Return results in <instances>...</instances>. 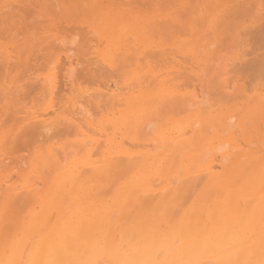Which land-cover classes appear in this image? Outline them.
Returning <instances> with one entry per match:
<instances>
[{"label":"bare ground","instance_id":"obj_1","mask_svg":"<svg viewBox=\"0 0 264 264\" xmlns=\"http://www.w3.org/2000/svg\"><path fill=\"white\" fill-rule=\"evenodd\" d=\"M7 1V0H6ZM12 1V0H11ZM30 1V0H29ZM35 4H38L36 6L33 5V7L35 8H31V12H33L35 16V18H30L31 16L30 13L28 12V10L30 9L29 7L27 6H30L32 5V3H30V5H27V3H22L23 6H19V1H17V7H15L14 9V12H11L13 10V6L15 5L12 4L9 6V4H6L5 6L6 7H11L10 10L5 13L4 15L2 13L4 12H1L2 8L0 9V131L3 129V126L4 124L7 122L8 119H5L3 117H5V115H7V117L9 116V121H15L17 124H21L25 121H29L28 124L26 125L27 126V129H28V133L29 136H31L34 140V144L32 145V147H30L28 149V155L26 154H23L22 152H26V151H23V147H22V154L23 156H19V159L17 162H15V160L12 158L14 157V155L12 157H9L11 158L13 161H11L10 159V162L12 164H8L9 160L7 161V163H5L6 161L4 160L1 161L6 167H4L5 169L1 171L0 173V180L1 181H4L3 183V187L2 185H0V189L2 188L3 191L2 193L0 194V206L1 204H7L9 203L10 199H16L17 198V201L20 203V202H23V201H27V204L30 206V210H29V216H31L30 220L27 221V224H30L28 227H26L25 225V222L23 223L22 225V230L20 231V234L24 233L25 231H28V234H25L24 236H22V238L18 239V238H15L13 239V243L10 244L9 248H8V252H7V249H5V251H3L2 248H0V264H56V259H57V255L58 254V251L60 250V253H61V256L63 258H65V260L67 259V261L70 262V264H135V260L137 258H140L143 262L144 261H147V262H151V263H155L156 260L154 261V259H156L154 256V254L158 251V250H161L162 253L164 252L166 255L168 254V251H169V254L172 255V249L173 247L171 246V244H168V241H165L166 239H164V241H159L158 238L159 236H157L156 234V229L161 225V222H160V225L158 226L156 223L154 224V222L152 221H149L150 219H153V217H155L153 214L154 212H151L150 213H147V215H140L138 217H136L135 215V219H133L131 221V223L125 227L124 229H120L118 232L119 236L121 237H128L130 238L129 240V243H131V240L132 238L130 237V235H135L138 239V241H135L137 243H135V245H137L139 242L141 243H144L145 246L143 248V251L142 253H136L134 257H130L129 253L123 249V245L127 242H125L123 245L121 242H117L115 240V238H118L116 236L115 233H117L115 231V226L114 228L115 229H112L111 226H107V230H103V226H105V220L102 219V225L99 226L98 230H96V232L93 230V229H86V231H83L81 233H77V228L79 227L78 223L76 222V217L78 214H80V218H79V221L81 220L82 222L86 223L88 220H89V217L87 216V212L90 211L88 210V201H89V189H90V186L93 187L94 185H96L97 187H103L102 185L100 186L98 183L95 184V183H91L92 179H94L95 177H100L103 179V177H105L106 174L108 173H111L113 171H120V175L121 176V172L123 171V169L125 168H133V167H136L135 164L137 165L138 164V161L139 160H143L144 158L145 159H148L150 158L152 155H155V154H152L153 151H155L156 149H159L160 147L157 146V145H153L154 143H149L148 145L150 146L149 149L147 148L148 145L145 143V142H142L141 140H134V139H130L127 135V137H125V140L128 141H121L122 143H117L119 144L118 146L114 143L113 145H115V148L113 149H109L107 148L108 144H110L112 142V138L111 136H108V129H110L109 126H107L110 122H114L113 124L116 125L118 123H116L117 121H115L116 117H115V110L123 105L124 103H133L134 106L133 107H136L137 105L133 102V100H136L138 98V96L140 95H143L145 92L146 93H149L147 90L149 89V87H147V85H144V87L146 86L148 89L144 90L143 88V84L144 83H154L157 81V89H159L162 93L161 94H168L167 96H172L170 98H167L165 97V99H170L171 98H175L177 96L176 94V91L174 90L173 87H170L169 85V81L171 79H173V77L175 78L177 75V70L176 72L173 71H168V70H164V72L162 71L161 73H159V75H153L154 74V70L151 69V65H147L146 67H142L141 66V62L138 64L136 60H134L133 62L134 63H129L127 62V60L132 56L130 54H126L128 55V59H123V63L119 64V68H117V65L116 66V69H115V66L112 68L113 71L112 72H118L120 71V75L123 73V72H126L128 71L129 74H135V76H133L134 78L132 80L135 79V83L134 82H129V84L132 86L133 84L131 83H134V85L132 87H130L129 85L125 88V92H123V89H121L122 87H125V84H126V80L125 78H123L126 82L125 84H123L124 86H120V85H117V83H109V82H104L102 84V87H100L98 84L100 83L99 80L97 83L98 85V88L95 90V91H89V88L90 87H87V84L83 87H79V83H76V81H80V80H77L75 79V77H77V74L75 76V72L78 73L77 71V68L80 67V69L83 71L82 68H84V66H82V62H79L78 61V57H77V61L73 58H71V56L73 55V49L70 48V47H65V44L67 43L66 40H64V38L62 37L64 35H60V36H57L56 34L61 31H58L56 32L58 29V26H59V29L58 30H62V31H68V32H71L70 30H72L74 33L71 38V40L69 41V45L73 44L74 42H76V38L77 36L79 37V40H78V46H80L79 48L81 49H84L86 48L85 50H87V43L91 40V37L93 38V35L95 34H99L100 32H102L103 30H105V27L107 26H110L112 24L116 25L117 28L118 27H123L126 23L125 21L123 20V17L125 15L126 16V19L128 20L130 17L132 18V20L134 21V25H137L138 27L135 29L138 34H140L142 37L144 36V34H146V36H151L153 37V34H155L157 31H152L154 29V27L156 26V30L157 29H160V34H167V32H171L173 35H171V33H169V35H171V40H174L175 39V36L177 33H181V34H184V32L186 33L187 35V30L186 29V25L189 26L191 23L194 24V20L195 22L198 20V18L196 19L195 18V13L198 12L197 9H195L196 11L192 10L193 12H191L189 9L191 7V4H188L190 3L191 1H188V0H145L147 1V4L146 2L144 1L142 4H138L136 5L135 3V7L133 9H131L130 7H128L129 2L126 6V3H121L120 0H83L84 2H80V4L84 3L86 5H88L89 10H85V11H89V13H91L93 16H90V17H93V19H91V22H87V18H83L82 16L79 15V12L81 11H78L79 9H77V11L75 12V15L73 14V17H74V21L72 22H66V21H57L59 18L58 16H60L59 13H64L67 9H75L77 7L76 4H74V0H48L49 3H47V0H46V3H42L41 0H32ZM82 1V0H81ZM138 1V0H136ZM141 1V0H140ZM213 6L210 7V10L214 13H217L219 12V9L217 10V8H221L224 6L223 3H220L219 1L220 0H209ZM245 0H242L241 2L243 3ZM247 2H245V7H247V11H249L248 13H250L251 15V12H250V9H252V7L250 6H247L246 4H249V1L250 0H247ZM2 2V1H0ZM9 2V1H7ZM6 2V3H7ZM176 2V3H175ZM181 2V3H180ZM188 2V3H187ZM5 3V2H4ZM77 3V2H76ZM180 3V4H179ZM253 4L252 1H250V4ZM26 4V5H25ZM83 4V5H84ZM179 4V5H178ZM237 4V3H236ZM240 4V3H239ZM82 5V6H83ZM124 5V6H123ZM255 4H253V7H254ZM264 5V4H263ZM1 6V5H0ZM85 6V5H84ZM83 6V8H84ZM174 6H177L178 9L174 8L173 12H172V8ZM187 6H189L187 8ZM197 6V5H196ZM238 6V4H237ZM124 7V8H123ZM236 7V5H235ZM242 7V6H241ZM240 6H238L237 9H235V11L232 10V8L228 9L224 14L221 13L222 17L220 18V21H228L230 20L231 23L229 22V25H230V28H232V31L234 32V36L236 37V39H239L241 40L239 37L242 35H240V32H243L244 30V24L242 25L241 24V19H243L242 17H244L245 14H248L247 11H244V9H242ZM250 7V8H248ZM16 8L18 10H16ZM52 9L53 11L51 12H47V10L49 9ZM8 9V8H7ZM6 9V10H7ZM85 9V8H84ZM170 9L169 12H167L168 10ZM242 9V11H241ZM189 10V11H188ZM253 10H256V9H252ZM264 10V8H263ZM30 11V10H29ZM262 11V10H261ZM17 12V13H16ZM21 12V13H20ZM25 12H28L29 15H24ZM83 12V11H82ZM208 12V11H207ZM210 12V11H209ZM208 12V13H209ZM256 12V11H254ZM253 12V13H254ZM263 12V11H262ZM261 12V13H262ZM78 13V14H77ZM252 13V14H253ZM258 13V12H257ZM256 13V14H257ZM2 14V16H1ZM20 14L22 15V17L20 15H17ZM27 14V13H26ZM193 14L195 15L194 18H193ZM197 14V13H196ZM256 14H254L253 16H255ZM260 14V13H259ZM96 15V16H95ZM104 16V18H101L100 17ZM198 15V14H197ZM201 15V14H199ZM262 15V14H261ZM16 16V17H15ZM82 17L86 23H89V24H86L87 26L83 27V26H76L74 24H76L77 22H79V18ZM259 16V15H258ZM258 16H255V17H258ZM263 16V15H262ZM17 17H19L18 19H16ZM27 17H29L28 19L32 20L33 23L35 24L36 27H34V25H31V24H27L28 22H26V19ZM233 17V18H232ZM246 19L248 16H246ZM252 17V16H251ZM260 17V16H259ZM16 19V20H15ZM27 19V21H29ZM259 19V18H258ZM261 19H264L263 17ZM30 20V21H31ZM35 20V21H34ZM254 21V19H253ZM256 21V20H255ZM260 21V20H259ZM258 21V22H259ZM36 22L39 23V24H43L44 22H55L54 25H56V29L53 27L52 29L50 28H47L49 26H46L45 23L43 26H46V28H41L40 27L38 28L37 25H36ZM64 22H66V25L64 24ZM257 22V23H258ZM30 23V22H29ZM74 23V24H73ZM80 23H82V21H80ZM183 23V24H182ZM225 23V22H224ZM10 24V25H8ZM73 24V25H72ZM84 24V23H83ZM223 24V22H222ZM8 25V26H6ZM52 25V26H54ZM128 26L130 25H133V23H127ZM126 25V27H127ZM224 25V24H223ZM242 25V26H241ZM6 26V27H5ZM197 24L195 23V28H196ZM249 26V27H248ZM248 26H245V28H250V25ZM136 27V26H134ZM150 29V32L147 34L146 32L143 31V29L145 28H148ZM198 27V26H197ZM200 27V26H199ZM235 27V28H234ZM62 28V29H60ZM125 28V27H124ZM133 28V26H132ZM229 28V26H228ZM246 29L243 33L244 36H242V40L244 39L245 41V49H247V52L246 54L251 57L250 55H254L253 57H251L252 59H248L243 61L245 62L244 65L242 66L241 68V63H240V68L242 69L243 72L247 71L249 72V77H255L254 81L255 83L259 82L258 84L260 85L262 82V84L264 85V79L258 81L259 79V75L261 76L262 73H264V52H262L260 49L261 47L264 49V22L260 23L259 25H253L251 28L252 30H254V32L256 33V36L254 35V32H253V35L252 36H255V38H253L255 41L253 42V39L252 41L250 40V36L248 34L249 32V29ZM250 28V30H251ZM55 29V32L56 33H53L55 34V36H52L51 38V35L50 34L51 32L50 31H54ZM64 29V30H63ZM225 29V28H223ZM129 30V29H128ZM187 30V31H186ZM227 30V29H225ZM241 30V31H240ZM127 31V30H126ZM131 32V30H129ZM162 31H165V32H162ZM201 31V30H200ZM49 32V33H48ZM67 32V33H68ZM134 32V33H135ZM224 32V31H223ZM133 33V32H131ZM151 33V34H150ZM50 34V35H48ZM66 34V32H65ZM118 36L115 37V40L116 42H122L124 41L123 38H126L127 37V34L124 33V32H119L117 33ZM136 34V33H135ZM159 34V35H160ZM205 34V33H204ZM226 34V33H225ZM251 34V32H250ZM185 35V34H184ZM248 35V36H247ZM166 36V35H165ZM180 36V35H179ZM246 36V37H245ZM101 37V36H100ZM103 37V36H102ZM137 37V36H136ZM135 37V38H136ZM151 37V38H152ZM159 36L157 35V38ZM33 38H37V40H32ZM128 38V37H127ZM134 38V37H133ZM132 38V39H133ZM139 39V37H137ZM155 38L154 40H156L157 38L156 37H153ZM163 38V43L167 42L166 39L164 37H161ZM50 39V41L48 42V40ZM78 39V38H77ZM97 39V38H96ZM235 39V38H234ZM235 39V40H236ZM100 40V38H99ZM232 41L233 43L235 42ZM238 40V41H239ZM92 41V40H91ZM165 41V42H164ZM243 41V42H244ZM97 42H98V39H97ZM47 43V44H46ZM77 43V42H76ZM163 43H161L163 45ZM231 43V41H230ZM240 45L241 42H238ZM251 43V46H249V44ZM68 44V43H67ZM121 44V43H119ZM236 44V43H235ZM75 45V44H74ZM91 45V44H90ZM77 46V44H76ZM75 46V47H76ZM243 46V45H242ZM55 47H57V49H59V51H63L64 52V57L62 59V57H60L58 53V51L56 52V56L54 57V59L52 60L53 63H49L50 67H49V70L47 71V75H43L44 77H37L35 76V71H33V68L34 66H30V64L34 63L36 64V58L38 59L39 57H37L41 52L44 54H42L43 56L45 57H50L52 56V50L56 49ZM72 47V46H71ZM97 47V46H96ZM237 47V46H236ZM235 47V48H236ZM136 48V47H134ZM76 49V48H75ZM137 49V48H136ZM135 49V50H136ZM262 49V50H263ZM78 50V47L76 49V51ZM84 50V51H85ZM150 50V49H149ZM160 50V49H159ZM162 50V48H161ZM160 50V51H161ZM164 50V51H163ZM162 51L165 53V49H163ZM60 51V52H61ZM75 51V50H74ZM84 51H81L82 53H84ZM127 52L129 50H126ZM133 51V50H132ZM153 51V50H152ZM156 51V50H155ZM156 51L157 53H161L163 54V52L161 51ZM228 51V50H227ZM259 53V51L261 52L259 55H257V52ZM51 52V54H50ZM55 52V50L53 51ZM59 52V53H60ZM78 52V51H77ZM125 50L123 49L121 54L124 53ZM131 52V50H130ZM147 52V51H146ZM167 52V51H166ZM249 52V53H248ZM70 53L72 55H70ZM81 53V54H82ZM153 53V52H151ZM156 53V54H157ZM168 53V52H167ZM171 53V52H169ZM245 52L242 53H239L240 55L241 54H244ZM79 54V53H78ZM157 54V55H159ZM166 54V53H165ZM174 54V52H173ZM222 54V53H221ZM224 54V53H223ZM226 54V53H225ZM224 54V55H225ZM245 54V55H246ZM256 54V55H255ZM84 55V54H83ZM123 55V54H122ZM121 55V56H122ZM149 55V53L147 54ZM146 55V56H147ZM171 55V54H170ZM42 56V57H43ZM75 56V55H73ZM72 56V57H73ZM81 56V55H80ZM85 56V55H84ZM124 56V55H123ZM122 56V57H123ZM130 56V57H129ZM133 56H136L135 53ZM145 56V55H143ZM151 56V54L149 55ZM189 56V55H188ZM193 56V55H192ZM222 56V55H221ZM42 57H40L42 59ZM44 57V58H45ZM53 57V56H52ZM88 57V56H87ZM169 57V56H168ZM238 57L240 58V56L238 55ZM248 57V58H249ZM114 58V56H113ZM117 58H120V57H117ZM123 58H127V57H123ZM131 58L129 60H131ZM139 58V57H138ZM145 58V57H144ZM150 58V57H149ZM148 58V59H149ZM154 59V56L152 57ZM160 58V57H159ZM159 58H156L155 56V59H159ZM238 58V60H239ZM86 59V57H85ZM115 59V58H114ZM134 59V58H133ZM132 59V60H133ZM147 59V60H148ZM151 59V58H150ZM162 59H163V56H162ZM216 59V58H215ZM50 60V59H49ZM97 60V59H96ZM108 60V59H107ZM112 60V59H111ZM122 60V58H121ZM131 60V61H132ZM140 60V58H139ZM223 60H224V57H223ZM222 60V61H223ZM46 61V60H45ZM117 61V60H116ZM114 61V62H116ZM169 61V60H168ZM184 61V60H183ZM215 61V60H214ZM232 63H234L233 61L234 60H231ZM239 61H242V60H239ZM36 62V63H35ZM122 62V61H121ZM145 62V61H144ZM151 62V61H150ZM159 62V61H158ZM161 62V61H160ZM166 62V61H165ZM171 62V61H170ZM178 62V61H177ZM186 62V61H185ZM236 62V61H235ZM47 63V62H46ZM85 63V62H84ZM105 63V62H104ZM109 63V62H108ZM147 63V62H146ZM154 63V62H153ZM157 63V61H155V64ZM163 62H161L162 64ZM210 63V62H209ZM208 63V64H209ZM238 63V62H237ZM87 64V63H86ZM93 64V63H92ZM145 65V63H142V65ZM160 64V63H159ZM168 64V62H167ZM174 64V63H173ZM179 64V65H178ZM177 66L180 68V63L178 62ZM219 64V62H218ZM107 65V64H106ZM163 65V64H162ZM165 65V64H164ZM176 65V64H175ZM185 65H187L185 63ZM220 65V64H219ZM224 65V64H223ZM238 64H236L235 66L233 64H230L227 63V66H229L227 69L223 68V66L221 67V69L223 70V75H226V74H229V72H233L234 70H236V67H237ZM101 66V65H100ZM113 66V63L112 64H109V67L111 68ZM141 66V68H139ZM166 66V65H165ZM176 66V67H177ZM188 66V69H192V65L191 68H189V64L187 65ZM217 66V65H216ZM231 66V67H230ZM232 66H233V70H232ZM131 67H134L133 69ZM155 67V66H154ZM153 67V68H154ZM183 67V65H182ZM214 67H215V64H214ZM37 68V67H36ZM43 68V67H42ZM91 68V67H90ZM89 68V69H90ZM100 68V67H99ZM105 68V67H104ZM209 68V67H208ZM213 68V67H212ZM239 68V67H238ZM237 68V69H238ZM79 69V68H78ZM102 69V68H101ZM156 69V68H155ZM184 69V68H183ZM211 69V67H210ZM215 69V68H214ZM241 69H238V70H241ZM244 69V70H243ZM246 69V70H245ZM30 73H28L29 71H31ZM35 70V69H34ZM85 70V69H84ZM106 70V69H105ZM157 70V69H156ZM179 70V69H178ZM194 70V69H193ZM203 70V69H202ZM232 70V71H230ZM237 70V71H238ZM38 71V70H37ZM96 71V70H95ZM99 71V70H98ZM184 71V70H182ZM217 71V70H216ZM220 72V70H218ZM236 71V72H237ZM171 72V75L173 74V76H171L172 78L169 79V73ZM180 72V71H179ZM185 72V71H184ZM184 72H180V73H184ZM201 72V71H200ZM214 72V71H213ZM41 73V72H39ZM108 73L110 74V72L108 71ZM176 73V74H175ZM179 73V75H180ZM209 73V72H208ZM216 73V72H215ZM218 73V72H217ZM222 73V71L220 72ZM234 73V72H233ZM240 73V72H239ZM246 73V72H245ZM82 74V73H81ZM89 74V73H88ZM87 74V75H88ZM96 74V73H95ZM187 74V72L185 73ZM210 74V73H209ZM243 74V73H242ZM247 74V73H246ZM42 75V74H41ZM86 75V74H85ZM104 75V73H103ZM112 75V74H111ZM125 75V74H124ZM128 75V74H126ZM168 75V76H167ZM248 75V74H247ZM131 76V75H130ZM129 76V77H130ZM154 76V77H153ZM189 76V75H188ZM219 76V75H217ZM234 76V75H233ZM232 74H231V77H225L224 78V82H225V86L224 88L228 87V88H233L232 90H234V87L231 86L230 87V84L233 85V77ZM242 76V75H241ZM86 77V76H85ZM96 77V76H95ZM102 77V76H101ZM119 77V75H118ZM117 77V78H118ZM153 77V79L150 80V78ZM183 77V76H182ZM220 77V76H219ZM219 77L217 79H219ZM261 77H264L263 74ZM260 77V78H261ZM79 79H81V75L80 77H77ZM113 78V77H112ZM223 77H221L222 79ZM257 78V79H256ZM28 79V80H27ZM109 79V78H108ZM192 79H194L192 77ZM214 79V78H213ZM218 80L221 82L220 85H224V82L223 79L222 81ZM22 80H27L28 83H26L25 85L21 83ZM110 80V79H109ZM122 80V79H121ZM131 80V78H130ZM189 80V79H188ZM187 80V81H188ZM215 80V79H214ZM86 81V80H84ZM83 81V82H84ZM206 81V80H205ZM212 79L210 81H208V84L209 82H211ZM216 81V80H215ZM262 81V82H261ZM87 82V81H86ZM96 82V81H95ZM214 82V81H213ZM215 83L218 85L219 82H214V85ZM253 83V82H252ZM256 83V84H257ZM76 84V85H75ZM94 84V83H93ZM180 84V83H179ZM183 85V83H181ZM189 84V83H188ZM213 84V83H212ZM260 86L257 87L258 90L261 91H264V86ZM151 85V84H149ZM156 85V84H155ZM195 85V84H194ZM201 85V84H200ZM211 85V84H209ZM217 85H215L216 87L214 88H217L216 90L218 91V87ZM219 85V86H220ZM222 85V87H223ZM240 85V84H238ZM24 86H27L25 87V89H27L26 91H22L24 90ZM66 86H69V93L65 92V88ZM76 86V87H75ZM94 86V85H93ZM154 84L151 86L153 87ZM199 86V85H198ZM71 87H73L72 89H70ZM75 87V88H74ZM121 87V88H120ZM145 87V88H146ZM156 87V86H155ZM213 87V86H212ZM239 87V86H238ZM249 87V85H248ZM93 88V87H92ZM135 88V89H133ZM188 88V86H187ZM196 88V87H195ZM204 88V86H203ZM207 88V87H206ZM211 88V87H210ZM209 88V90H210ZM213 88V90H214ZM240 88L243 89L244 92H248L246 87L244 86V83L243 85L240 86ZM256 88V89H257ZM153 89L155 88H152L151 90L154 91ZM155 89V90H157ZM177 89V88H176ZM181 89V88H180ZM205 89V88H204ZM221 90H223L222 88H219ZM208 90V89H207ZM212 90V91H213ZM226 90V89H224ZM231 90V92H233ZM253 90V89H252ZM251 90V91H252ZM256 90V91H258ZM159 91V92H160ZM211 91V92H212ZM215 91V90H214ZM216 91V93H217ZM229 91V89H228ZM250 91V90H249ZM34 92L35 94L37 93V95L40 96V98H43L45 101L46 104L43 103L42 101V108L40 106H36V108L33 109L30 108L28 110H26L25 108V105H20L21 101L19 102V99L21 98H24L25 96H28V93H32ZM39 92V93H38ZM71 92H75V94L73 96H71L70 94H73ZM158 92V94H159ZM209 92V93H211ZM224 92V91H223ZM227 92V90H226ZM171 93V95H169ZM207 93V94H209ZM213 93V92H212ZM219 93L221 94L222 92H220L219 90ZM229 93V92H228ZM237 93H241L240 89H239V92ZM256 92H254L253 96H257L259 98V93L255 94ZM34 94V95H35ZM68 96H66V95ZM153 94V93H152ZM160 94V95H161ZM173 94L175 95V97L173 96ZM182 94H185V91L184 93L182 92ZM202 94H204L202 91H193L190 96H189V93H188V97H186L187 95L185 94L184 95H181V93H178V98H184L187 99V102L186 105L187 107H189L190 110H196L197 108L200 107V111H201V104L203 103V105L205 106L204 104V100L205 98H203L202 100L200 99V97H204ZM225 95H227V93H224ZM230 94V93H229ZM232 94V93H231ZM230 94V95H231ZM252 95V93H250ZM155 94H153L152 96H154ZM159 95V96H160ZM214 95V94H213ZM219 95V94H218ZM218 95H216L217 97H219ZM223 95V93H222ZM235 95V94H233ZM241 95V94H240ZM248 95V94H247ZM31 96V94L29 95ZM36 96V95H35ZM38 96V97H39ZM67 98H66V97ZM163 96L162 98H164V95H161ZM160 96V97H161ZM210 96V95H209ZM237 96V95H236ZM32 97V96H31ZM206 97V96H205ZM214 97V96H212ZM240 97V96H239ZM247 97V96H246ZM249 97V95H248ZM34 97H32V100H33ZM146 98V97H145ZM177 98V97H176ZM177 98V100H178ZM182 98V99H183ZM226 98V97H224ZM234 98V97H233ZM245 98V96H244ZM253 98V97H252ZM252 98H250L252 100ZM256 98V100L258 99ZM38 99V98H37ZM154 99V98H153ZM166 99L167 103H168V100ZM189 99V100H188ZM208 98H206L207 100ZM210 99V98H209ZM247 99V98H246ZM254 99V98H253ZM263 99L264 101V97L261 98V100ZM22 100V99H21ZM142 100L145 101L144 99H141V103H142ZM150 100V99H148ZM164 100V99H163ZM181 100V99H180ZM216 100V99H214ZM152 101V98L151 100ZM176 101V100H175ZM212 101H213V98H212ZM217 101V100H216ZM221 101V100H220ZM219 101V102H220ZM234 101V100H233ZM262 101V102H263ZM25 102V101H24ZM34 102V101H33ZM121 102H123V104H121ZM147 102V100H146ZM177 102V101H176ZM176 102L174 105H176ZM179 102H182V103H185L184 101H179ZM209 102H211L209 100ZM225 102V101H223ZM258 102H259V99H258ZM95 105V108H101L100 105L102 106H107L105 107L106 109L107 108H110L109 111L105 110V111H101L100 112H97V114L99 115L97 118H96V121L93 122L92 120V116H90L91 114L89 113L90 110L88 108H86V104H92ZM103 103V104H102ZM140 103V102H139ZM140 103V104H141ZM148 103V102H147ZM163 103V102H162ZM172 103V102H171ZM206 103V102H205ZM213 103V102H212ZM217 103V102H216ZM232 103V102H231ZM261 103V102H260ZM259 103V104H260ZM164 104V103H163ZM181 104V103H180ZM210 105H213L211 103H209ZM34 105V104H33ZM169 106L171 104H168ZM173 105V104H172ZM185 105V104H184ZM208 105V104H207ZM45 106V107H44ZM90 106V105H89ZM92 106V105H91ZM110 106V107H109ZM124 106V105H123ZM131 106V105H130ZM129 106V108H130ZM180 106V105H179ZM183 106V105H182ZM185 106V107H186ZM44 107V108H43ZM88 107V106H87ZM93 107V106H92ZM171 107V106H170ZM175 107V106H174ZM184 107V108H185ZM91 108V107H90ZM168 108V107H167ZM205 108V107H204ZM207 108V107H206ZM26 111H25V110ZM131 109V108H130ZM166 109V108H165ZM170 109V108H169ZM175 109V108H174ZM173 109V111H174ZM19 110H23L24 113L22 115H20V117H16L14 118L13 117V111L14 113H19L20 111ZM94 110V109H93ZM172 110V109H171ZM179 110V109H178ZM92 111V110H91ZM102 112V113H101ZM180 112V111H179ZM202 112H203V109H202ZM205 112V110H204ZM120 113V112H119ZM118 113V114H119ZM164 113V112H163ZM173 113V112H172ZM20 114V113H19ZM16 115V114H15ZM173 115V114H172ZM257 115V114H256ZM97 116V115H96ZM234 118V117H233ZM20 119H22L20 121ZM230 120L232 119V117L229 118ZM107 121H110L109 123H106V124H103L104 122H107ZM215 122V120H214ZM218 122V121H216ZM224 122V121H223ZM228 123L230 121H227ZM13 123V122H12ZM153 123V122H152ZM151 122L145 124L146 127H149L152 125ZM225 123V122H224ZM227 123V124H228ZM231 123V122H230ZM197 124V123H196ZM194 124V125H196ZM216 124V123H215ZM226 124V123H225ZM226 124V125H227ZM119 125V124H118ZM225 125V126H226ZM230 126V125H229ZM228 128L226 130H229L231 128ZM234 126V124H233ZM233 126H230L233 128ZM133 127V126H132ZM183 128V127H182ZM113 129V128H112ZM146 129V128H145ZM148 129V128H147ZM224 129V128H223ZM130 130H132V128L130 127ZM221 130V129H220ZM111 131V130H110ZM115 131V130H114ZM188 131L185 129L183 131V134L182 135H186ZM110 133V132H109ZM237 134V133H236ZM22 135V134H21ZM111 135V134H109ZM115 135V134H114ZM117 135V133H116ZM120 135V134H119ZM181 135V136H182ZM235 136V135H234ZM21 137V136H20ZM116 137V136H114ZM168 137V136H167ZM233 137V134L232 132L228 134L227 138H226V143L224 142L223 144H217L216 146L214 145L213 148L210 149V154H208L207 150H206V154L208 155V157H210V161L206 163V166L204 168H201V169H204L206 173L203 174V176H197V175H201L200 173L199 174H196L195 175V179H194V176L191 174V172L193 171H188V174L190 173L193 177L189 178L186 177L183 179V177H181L180 179H175L173 178V181H170L172 180L171 178L167 179L166 180V183H163L164 185H168L166 188H164L162 191L160 192H154L155 187H159L158 184L157 185H152V183H155L156 184V181L158 180H154L156 178L151 177L154 181H150L151 178L149 179L151 183V185H144L141 189V192L140 194L142 195H139L138 198L136 199V201L139 203L140 207L142 209H145V210H150L152 209V207H158L160 206V203L159 202H166V200L170 199L172 196L175 195V192L174 190H171V185L174 184V182H178L181 183L183 185L186 184V185H190L191 189L193 187L195 188H198V187H201L202 188L204 187V185L206 184H211V182H214V179L216 177H214V171L217 170L218 168L222 167L223 166V161L227 160L226 156H227V153H223L222 151L225 149L226 145H230V151H229V155L230 156H238L240 154V152L243 150V146H239V143L234 144L236 143L238 140V138L236 137V140H235V137ZM55 138H61L62 141L64 140V146L65 147H62L64 149H67L66 147H71L72 150H67L66 152L63 151L62 149L59 151V147L55 146V144H58V143H55L54 141H56ZM121 138V137H120ZM23 139V138H22ZM122 139V138H121ZM182 139V138H181ZM24 140V139H23ZM22 140V141H23ZM118 140V139H117ZM120 141V140H119ZM235 141V142H234ZM29 142V141H28ZM57 142V141H56ZM155 142V141H154ZM229 142V143H227ZM255 142V141H254ZM148 143V142H147ZM251 143V142H250ZM23 144V142H22ZM28 144V143H27ZM63 144V143H62ZM233 144V145H232ZM252 144V143H251ZM257 144V142L255 143ZM25 146V145H24ZM63 146V145H61ZM111 146V144H110ZM157 146V147H156ZM253 146V144H252ZM114 147V146H112ZM134 147H137V150L135 151V148ZM188 147V146H187ZM21 148V147H20ZM228 148V147H227ZM254 148V146H253ZM258 148V147H256ZM16 149V148H15ZM19 149V148H18ZM17 149V150H18ZM100 149H106L104 152ZM242 149V150H241ZM259 149V148H258ZM16 150V152H17ZM167 150V149H166ZM246 150V149H245ZM233 151H235V153H233ZM256 151V149H255ZM39 152V154H38ZM162 152V151H161ZM243 152L244 150L242 151V153L240 154L241 156L240 157H243ZM257 152V151H256ZM18 153V152H17ZM21 153H18L21 154ZM223 153V154H222ZM70 154H73L75 155L74 159L72 158V160H68V156ZM233 154V155H232ZM24 155H26V157H24ZM67 156V158L64 157ZM206 155V157H207ZM16 153H15V157H16ZM72 156V155H71ZM27 157H29L27 159ZM43 158V159H48L50 162H46L45 164H51L53 166V170L55 169L56 170V174H57V178L60 180V181H64L65 182V185H68L69 188H66L68 189L67 194L68 195V200H69V204H70V207L71 211L68 210V216L66 217L65 216V213L63 211V213L59 214V217H61V219H57V223L55 225H52L49 229H48V233L46 236H43L41 238H37V236L39 235L40 232H42L41 230H43L42 226L43 227H48L51 223H50V219H51V214L53 211H51L52 208H55L56 210L59 209V206H57L58 202H59V199L58 197L60 195H58V197L56 195L53 194V187L52 186H48L47 187L50 189V190H45V191H41L40 188L38 192H36V187L34 188H31V186H34L37 184V181L36 180H33V181H27L25 178H23L24 182L21 183L20 181V184H15L13 182H11L10 184H5L7 183V181L5 180L6 178H11L10 174H13V173H10L11 170L13 168H15L17 166V164L19 162L21 163H24L25 165H21V163H19V166L17 169H20L19 167H24V169L22 170L21 168V171H26L25 169L28 168V169H37L36 168V165H35V161L37 159H40ZM204 157V159L206 158ZM8 158V159H9ZM29 160L28 162L26 161L25 163V160ZM157 158V157H156ZM226 158V159H225ZM232 158V157H231ZM239 158V157H238ZM260 158V157H259ZM162 159V158H161ZM225 159V160H224ZM233 159V158H232ZM231 159V160H232ZM207 160V158L205 159ZM223 160V161H222ZM236 160V159H235ZM262 160V159H261ZM155 162V161H154ZM153 162V164H154ZM41 163V162H40ZM39 163V164H40ZM56 163H59L58 165H56ZM150 163V162H149ZM205 163V161H204ZM45 164H43L45 166ZM9 165V166H7ZM42 165V164H41ZM150 165V164H149ZM148 165V166H149ZM163 165V164H162ZM172 165V164H171ZM197 165V164H196ZM195 165V166H196ZM202 165V166H201ZM201 165H199L200 167H203V163H201ZM3 166V165H2ZM40 166V165H39ZM38 166V167H39ZM47 166V165H46ZM165 166V165H164ZM198 166V167H199ZM43 167V166H42ZM50 167V166H49ZM154 167V166H153ZM199 167V168H200ZM7 168V169H6ZM142 168V167H141ZM193 168V167H192ZM39 169V168H38ZM135 169V168H134ZM133 169V170H134ZM152 169V168H151ZM167 169V168H166ZM7 170L9 172H7ZM14 170V169H13ZM12 170V171H13ZM44 170V169H43ZM122 170V171H121ZM127 170V169H126ZM125 170V172H126ZM131 170V169H130ZM144 170V169H143ZM149 170V169H147ZM163 170V169H162ZM197 170V169H196ZM16 171V170H15ZM14 171V172H15ZM28 171V170H27ZM140 171V170H139ZM218 171V170H217ZM21 172V173H22ZM152 172V171H151ZM155 172V171H154ZM200 172V171H199ZM241 172V171H240ZM239 172V173H240ZM244 172V171H243ZM40 173V172H39ZM45 173V172H44ZM141 173V172H140ZM18 174H20V171L18 172ZM33 174V173H32ZM35 174V173H34ZM112 174V173H111ZM116 174V173H115ZM118 174V173H117ZM116 174V175H117ZM241 175V173H240ZM239 175V176H240ZM17 176V175H16ZM41 176V175H40ZM39 176V177H40ZM91 176V177H90ZM110 176V175H109ZM139 176V175H138ZM152 176V175H151ZM18 177V176H17ZM24 177V176H22ZM38 177V176H37ZM38 177V178H39ZM144 178V177H143ZM109 179V178H108ZM111 179H112V176H111ZM114 179H117L116 177L113 178L112 180H109L110 183L112 184V181L114 182ZM125 179V178H124ZM159 179V178H158ZM221 179V177L219 178ZM223 179H225L223 177ZM233 180V178H230ZM229 179V180H230ZM40 180V178H39ZM118 180V179H117ZM131 180V179H130ZM185 180H188V181H185ZM0 181V182H1ZM18 181V180H17ZM46 181V180H45ZM44 183H40V184H44V186L46 187L45 185V182ZM50 181V180H49ZM54 181V180H53ZM96 181V180H95ZM119 181V180H118ZM161 181H162V178H161ZM222 181H226V180H222ZM231 181V180H230ZM102 182V181H101ZM108 182V180H107ZM236 182V181H235ZM234 182V183H235ZM246 182V181H245ZM159 183V182H158ZM218 183V184H217ZM221 183V182H220ZM223 183H226V182H223ZM248 183V182H247ZM47 184V183H46ZM54 183L52 182V185ZM109 184V183H108ZM111 184L109 185H106L105 183L103 185H105V187L107 186H110ZM216 184L220 186L219 182L216 181ZM227 184V183H226ZM5 185V186H4ZM99 185V186H98ZM115 185V184H114ZM138 185V184H137ZM162 185V184H161ZM204 187L203 190H205V188L207 189V187ZM213 187V184H211ZM222 185V184H221ZM224 185V184H223ZM222 185V186H223ZM230 185V184H229ZM228 185V186H229ZM247 185V184H246ZM245 185V186H246ZM251 185H252V182H251ZM250 185V187H251ZM234 186V184H233ZM244 186V187H245ZM41 187V185H40ZM45 187L43 188V190L45 189ZM106 187V188H107ZM114 187V186H113ZM123 187V186H121ZM120 187V188H121ZM164 187V186H163ZM162 187V188H163ZM210 187V186H209ZM218 186H216L215 188H217ZM231 187V186H229ZM248 186H246V190ZM248 187V188H250ZM65 188V186H64ZM96 188V187H95ZM93 187V190L96 191ZM112 188V187H111ZM136 188V187H134ZM220 187H218L219 189ZM225 188V187H224ZM233 188V187H231ZM252 188V187H251ZM1 189V190H2ZM47 189V188H46ZM63 189V188H62ZM102 189L105 190V188L103 187ZM102 189L99 188V191H102ZM116 189V188H115ZM136 189H139V188H136ZM134 189V190H136ZM182 189V188H181ZM192 189V190H193ZM211 189V188H209ZM209 189L208 190V196H210V193H209ZM217 189V190H218ZM254 189V188H253ZM24 190L26 192H24ZM56 190V189H55ZM98 190V189H97ZM133 190V189H132ZM200 190V189H199ZM198 190V191H199ZM202 190V192H204ZM238 190V189H237ZM258 190V189H257ZM94 191L93 193L90 192L91 194L94 195ZM113 191V189H112ZM112 191H110V193H113ZM115 191V190H114ZM178 191V190H177ZM176 191V192H177ZM195 191V190H194ZM212 191H213V188H212ZM219 191H222V190H219ZM226 192H229L228 189L225 190ZM223 191V192H225ZM55 192V191H54ZM103 192V191H102ZM106 192V191H105ZM136 192V191H135ZM234 192V191H233ZM237 192V191H236ZM258 192V191H257ZM96 193V192H95ZM132 193V192H131ZM191 193V192H190ZM205 193V192H204ZM217 193V191H216ZM232 193V192H231ZM235 193V192H234ZM244 193V192H243ZM246 193V192H245ZM253 193H256L255 191ZM260 193V192H259ZM56 194V193H55ZM202 194V193H201ZM200 194V195H201ZM252 194V193H250ZM249 194V195H250ZM258 194V193H257ZM106 195V194H105ZM121 195V194H120ZM119 195V197H120ZM136 195V194H134ZM190 195V194H189ZM187 195V198L188 196ZM202 195H205V194H202ZM220 195V194H219ZM224 195V193H223ZM231 195V194H230ZM242 194H240L241 196ZM244 195V194H243ZM242 195V196H243ZM248 195V193H247ZM248 195V198L244 199L243 202H242V198H244V196L238 198L243 204L245 203V206L242 204L240 207H235V206H232L231 208H229L230 210L227 209L226 213H223L224 215H219L220 216V220L222 221V224L227 220H231L233 223L235 222V225L232 224L229 227H226V228H222V229H219L217 227V229L214 230V231H217L219 233V236L215 239V241L213 242H210V245H208L207 247H205V249H209L208 252H210L209 255H206L204 252L203 253H199L198 254V257L195 256V258H193L194 260H197L195 261L196 264H229L230 262H234L232 260H239L238 262L242 261L243 264H264V248L262 249H258V252H256L257 254H255L256 256H254L253 254V249L251 247H248V249L246 250V252H239L237 253L238 251H242L243 250V247H239L238 249H231L233 247H237L239 245H241L242 243H245V244H248L249 240L252 239V237L255 235V231H254V228L252 226L253 222L255 221L254 219L257 218V214L260 213V212H264V209L262 208L263 206L261 205L260 203V199L258 198V196H260L259 194L257 195V197H249ZM66 196V195H65ZM64 196V197H65ZM127 196H130L129 194H127ZM186 196V195H185ZM196 196V195H195ZM207 196V197H208ZM221 196V195H220ZM251 196V195H250ZM262 196V195H261ZM62 197V196H61ZM63 197V199H64ZM133 197V195H132ZM183 197V196H182ZM201 197V196H200ZM199 197V198H200ZM219 197V196H218ZM25 198V200H24ZM126 198V197H125ZM187 198L185 197L184 199L187 200ZM226 198V197H224ZM232 198H233V194H232ZM62 199V200H63ZM176 199V198H175ZM211 199V198H210ZM210 199L208 198V200L210 201ZM219 199V198H217ZM217 199H212L214 202L215 200ZM264 199V197H263ZM102 200V199H101ZM105 200V199H103ZM112 200V198H111ZM110 200V201H111ZM125 200V199H124ZM132 200V199H131ZM174 200V199H173ZM183 199L181 198V201H177L175 200L177 203H183L182 201ZM205 201H208L207 199H203V202ZM233 200V199H232ZM231 200V201H232ZM239 200H236V201H239ZM44 202L45 204L44 205V215L40 216L39 214V211H34V207L32 206L33 203L35 202ZM113 201V200H112ZM202 201V200H201ZM201 201H198L199 203ZM41 202V203H42ZM64 202V201H63ZM106 202V201H105ZM104 202V204H105ZM172 202V201H171ZM174 202V201H173ZM211 202V201H210ZM221 202V201H220ZM233 202V201H232ZM262 202V201H261ZM17 204L20 206L21 208V205L20 204ZM24 203V202H23ZM122 203V201L120 202ZM128 205L130 203L127 202ZM156 203L158 204L157 206ZM170 203V202H168ZM176 203V205H177ZM185 203V202H184ZM187 203V202H186ZM213 203V202H212ZM222 203V202H221ZM220 203V204H221ZM11 204V203H9ZM56 204V206H55ZM60 204V203H59ZM65 204V203H63ZM67 204V203H66ZM119 204V203H118ZM132 204H133V201H132ZM131 204V205H132ZM136 204V203H135ZM197 204V203H196ZM218 204V203H217ZM239 204V203H237ZM24 205V204H22ZM101 205V204H100ZM127 205V204H126ZM125 205V206H126ZM134 205V204H133ZM168 205V204H167ZM173 205V204H172ZM199 205V204H197ZM215 205V203H214ZM230 205V204H229ZM11 206V205H10ZM94 206V205H93ZM99 206V204H98ZM137 206V205H136ZM135 206V208H136ZM185 205L183 204V206L181 207H184ZM40 207V206H39ZM117 207V205H116ZM131 209H132V206H130ZM134 207V206H133ZM171 207V206H170ZM169 207V208H170ZM180 207V208H181ZM225 207V206H224ZM24 208V207H23ZM100 212L98 213V217L101 218L102 215H106L107 212V208L106 206L102 205L100 206ZM115 208V207H114ZM113 208V209H114ZM134 208V209H135ZM173 208V207H172ZM175 208V206H174ZM205 208V207H204ZM202 208V209H204ZM214 208V207H213ZM220 208V206H219ZM2 209V208H1ZM41 209V208H40ZM43 209V208H42ZM69 209V207H68ZM96 209V208H95ZM129 209V208H128ZM157 209V208H156ZM160 209V207H159ZM211 209V208H210ZM225 209V208H224ZM63 210V208H62ZM67 210V209H66ZM88 210V211H87ZM115 210V209H114ZM123 210H124V207H123ZM122 210V211H123ZM166 210V209H165ZM167 210H168V207H167ZM166 210V211H167ZM172 210V209H171ZM169 210V211H171ZM177 210V209H176ZM181 210V209H180ZM195 209H193L194 211ZM6 211V210H5ZM24 211V210H23ZM87 211V212H86ZM116 211V210H115ZM126 211V210H125ZM131 210H129L130 212ZM156 211V210H155ZM182 211V210H181ZM193 211L191 214H193ZM215 211V210H214ZM225 211V210H223ZM62 212V211H61ZM86 212V213H85ZM97 212V211H96ZM127 212V211H126ZM128 212V213H129ZM132 213L134 212L133 210L131 211ZM188 212V211H187ZM186 212V213H187ZM196 212V211H195ZM219 212V211H218ZM41 213V212H40ZM57 213V212H56ZM113 213V210L111 212V214ZM123 213V212H122ZM125 213V212H124ZM157 213V211H156ZM172 213H173V210H172ZM203 213V212H202ZM200 212V215L202 214ZM211 213V211H210ZM5 214L7 215V213H4V216ZM12 214V213H11ZM63 214V215H62ZM91 214V213H90ZM97 214V213H96ZM110 214V216H111ZM126 214V213H125ZM130 214V213H129ZM152 214V215H151ZM168 214V213H167ZM176 214H179L177 213L176 211ZM190 214V215H191ZM21 215H23L21 213ZM21 215L19 218H21ZM28 215V214H27ZM25 215V216H27ZM71 215V216H70ZM113 215V214H112ZM123 215V214H122ZM160 215V214H159ZM187 215V214H185ZM195 215V214H194ZM207 215V214H206ZM10 217V215H8ZM96 216V215H95ZM121 216V214L119 215ZM126 216L128 217V215L126 214ZM125 216V217H126ZM157 216V214H156ZM168 216V215H167ZM211 216V215H210ZM214 216V215H212ZM211 216V217H212ZM222 216V217H221ZM12 217V216H11ZM40 217V218H39ZM63 217V218H62ZM122 217V216H121ZM125 217H124V220H125ZM126 217V219H127ZM168 217H171V214H169ZM177 217V216H176ZM175 217V219H176ZM190 217V216H189ZM193 217V216H192ZM191 217V218H192ZM202 217V216H201ZM206 217V216H205ZM262 217V216H261ZM18 218V219H19ZM25 218V217H23ZM179 218V217H178ZM185 218V217H184ZM187 218V217H186ZM197 218V217H195ZM193 218V220L195 219ZM200 218V217H199ZM214 218V217H213ZM263 218V217H262ZM11 219V218H10ZM17 219V220H18ZM99 219V218H98ZM98 219H97V222H98ZM108 219V218H107ZM119 219V217H118ZM129 219V218H128ZM157 219V218H156ZM161 219V218H159ZM169 219V218H168ZM172 219L174 220V218L172 217ZM172 219H169L171 221H173ZM204 219V217H203ZM202 220H199L201 221L202 223ZM212 219V218H211ZM1 220V218H0ZM96 220V219H95ZM155 220V219H154ZM153 220V221H154ZM162 220V219H161ZM160 220V221H161ZM179 220V219H178ZM209 220V219H208ZM254 220V221H253ZM259 220V219H258ZM11 221V220H10ZM19 221V220H18ZM18 221H14L13 222H9V224H12L15 225ZM21 221V220H20ZM116 220H114L115 222ZM123 221V220H122ZM158 221V220H157ZM168 221V220H167ZM185 221V220H184ZM183 221V222H184ZM205 221V219H204ZM203 221V222H204ZM214 221V219H213ZM217 221H219L217 219ZM262 221V220H261ZM16 222V223H15ZM81 222V223H82ZM96 222V223H97ZM117 222V221H116ZM115 222L114 225H116L117 223ZM124 222V221H123ZM146 222H151V223H148L146 224ZM174 222V221H173ZM180 222V220H179ZM178 222V223H179ZM206 222V221H205ZM257 222V221H256ZM260 222V221H258ZM263 222V221H262ZM261 222V223H262ZM7 224V222H4V224ZM22 223V222H21ZM88 223V222H87ZM95 223V224H96ZM113 223V222H112ZM122 223V222H121ZM153 223V224H152ZM158 223V222H157ZM165 221H163L162 224H164ZM172 224V222H170ZM186 223V222H185ZM191 223V222H190ZM189 223V224H190ZM211 223V222H210ZM217 223V222H216ZM215 223V224H216ZM219 223V222H218ZM237 223V224H236ZM260 223V224H261ZM5 224V225H6ZM19 224V223H17ZM16 224V225H17ZM39 224L42 225L41 226V229L37 234L33 235V233L38 230V227H39ZM108 224V223H107ZM159 224V223H158ZM168 224V223H167ZM170 224V225H171ZM180 224V223H179ZM188 224V225H189ZM214 224V223H213ZM227 224V223H226ZM231 224V223H229ZM256 224V223H255ZM254 224V225H255ZM259 224V225H260ZM2 225V224H0ZM81 225V224H80ZM94 225V223H93ZM92 225V227H93ZM99 225V224H98ZM112 225V224H110ZM119 225V224H118ZM169 225V224H168ZM178 225V224H177ZM184 227L181 225L178 229H176V231L180 232L181 234V238L185 239V237H187V233H191L193 234L191 237H190V240L189 242L187 241V243H184L185 245L190 243V241L193 239V244H190V245H193L194 248H201L202 247V238L201 236L197 235V230H194L195 233L192 232V229H190L186 224H183ZM201 226H199L198 224V227L197 229H199V227H202L203 224H200ZM209 225V224H208ZM218 225V224H217ZM262 225V224H261ZM7 226V225H6ZM5 226V227H6ZM10 226V225H9ZM12 226V225H11ZM10 226V228H12ZM19 226V225H17ZM15 226V228L17 227ZM97 226V225H96ZM96 226L94 225L95 229ZM147 226L148 227V230L150 229L151 231L147 234H151L152 237H147V238H144L143 237V227ZM157 226V227H156ZM164 227V225H162ZM161 226V228H163ZM174 226V224H173ZM191 226L192 223H191ZM206 226V223L205 225ZM214 226V225H212ZM221 226V225H219ZM14 227V226H13ZM88 227V226H87ZM169 226H167L168 228ZM210 227V226H208ZM216 227V226H215ZM225 227V226H224ZM9 228V227H8ZM29 228V230H27ZM123 228V227H122ZM156 228V229H155ZM203 228H207V227H203ZM212 228V227H211ZM234 228H239V231H240V235L237 237V238H234V235H231L230 233L234 230ZM18 229V228H17ZM196 229V228H194ZM4 230V228H3ZM6 230V229H5ZM159 230V229H158ZM157 230V232H158ZM210 230V228H209ZM9 231V230H8ZM11 231V230H10ZM13 231V230H12ZM145 231V230H144ZM204 231V230H202ZM208 231V230H207ZM3 232V231H2ZM172 232V231H171ZM200 232V231H199ZM205 232V231H204ZM11 233V232H10ZM160 233V232H159ZM175 233V232H174ZM174 233H172L171 235H174ZM206 233V232H205ZM216 233V232H215ZM2 234V233H1ZM201 234V233H200ZM209 234V233H208ZM213 234V233H212ZM234 234V233H233ZM8 235V234H7ZM196 235V236H195ZM261 235V234H260ZM259 235V236H260ZM5 236V235H4ZM10 235H8L9 237ZM18 236V235H17ZM16 236V237H17ZM104 236V237H102ZM145 236V235H144ZM203 236V235H202ZM39 237V236H38ZM104 239H102V238ZM146 237V236H145ZM173 237V236H172ZM208 237V236H207ZM236 237V236H235ZM258 237V236H257ZM2 238V236L0 237ZM124 238V239H125ZM209 238V237H208ZM207 238V239H208ZM260 239V238H259ZM8 240V238H7ZM10 240V239H9ZM133 240V242H135ZM168 240V239H167ZM175 240H176V237H175ZM179 240V239H178ZM177 240V242H178ZM4 241V240H3ZM126 241V239H125ZM127 241H128V238H127ZM171 241V240H170ZM258 241V239L256 240ZM260 241V240H259ZM258 241V242H259ZM180 243H182L181 241H179ZM264 242V241H263ZM4 243V242H3ZM8 244V242H6ZM5 243V245H7ZM252 243V241H251ZM250 243V244H251ZM261 243V242H260ZM259 243V244H260ZM132 244V243H131ZM173 244V243H172ZM183 244V243H182ZM205 244V243H204ZM254 244V243H253ZM133 245V244H132ZM131 245V246H132ZM139 245V244H138ZM141 245V244H140ZM175 245V244H174ZM178 245H180L178 243ZM178 245H176V248L174 249H177ZM255 245V244H254ZM261 245V244H260ZM1 246V245H0ZM4 247V244L2 245ZM186 246H189V245H186ZM185 246V247H186ZM250 246V245H249ZM7 246H5L6 248ZM120 247V248H119ZM134 247V246H133ZM263 247V245H262ZM126 248V246H125ZM179 248V247H178ZM130 249V248H129ZM134 249V248H133ZM186 249V248H185ZM256 249V248H255ZM200 250V249H199ZM132 251V250H131ZM186 251V250H185ZM198 251V249H197ZM256 251V250H255ZM137 252V251H136ZM160 252V251H159ZM194 252V251H193ZM213 252L219 254V258L218 259H215V260H212L211 259V256H214L213 255ZM133 253V252H132ZM178 253H181L182 254V251L180 250V252ZM198 253V252H197ZM261 253V254H259ZM163 254V255H165ZM180 254V255H181ZM133 255V254H132ZM158 255V254H157ZM161 255V253H160ZM159 255V257H160ZM165 255V257H166ZM170 255H167V256H170ZM177 256V255H176ZM216 256V255H215ZM98 257H100V260L98 261ZM157 257V256H156ZM174 257V256H173ZM189 259H190V255L188 256ZM158 259V258H157ZM232 259V260H231ZM193 260V261H194ZM159 261V260H158ZM163 261V260H162ZM59 262V261H58ZM57 262V263H58ZM68 262V263H69ZM140 262V263H141ZM164 262V261H163ZM172 262V260H171ZM241 262V263H242ZM62 263V262H61ZM153 263V264H154ZM158 263H161V262H158ZM174 263V262H173ZM190 264L192 263V261L189 262V260H187L185 257L183 258V262L179 264ZM237 263V262H236ZM240 263V264H241ZM194 264V262H193Z\"/></svg>","mask_w":264,"mask_h":264},{"label":"rangeland","instance_id":"obj_2","mask_svg":"<svg viewBox=\"0 0 264 264\" xmlns=\"http://www.w3.org/2000/svg\"><path fill=\"white\" fill-rule=\"evenodd\" d=\"M0 1H2V2H0V9L2 8V10H1V12H4V13H2L3 15L5 14V13H7L8 11H9V9L11 8H9V7H6L5 5L6 4H9L10 2V4H9V6L10 5H12V4H14L15 3V5L12 7L13 8V10L12 9H10V10H12L11 12H13V13H15L14 12V8L15 7H17L16 5H17V1H19V6L21 7V6H23L22 5V3L24 2V3H27V5H30V3H32V5H30V6H27V7H29L30 9V11L28 10V12L30 13V15H29V13L28 12H25L24 13V15H29V16H31L30 18H32L33 16H35V15H33L34 13V11L33 10H31V8L33 7V5L34 6H36V5H38V4H35L32 0H7V1H9V2H7L6 0H0ZM26 1H28V2H30V3H28V2H26ZM42 1V0H41ZM51 1V0H50ZM49 1V2H50ZM85 1V0H84ZM83 0L81 1V0H74V4H78L77 5V7L75 8V9H67L64 13H59L60 14V16H58V22L59 21H66V22H72V21H74L75 19H74V17H73V14L75 15V12L77 11V9H79L78 11H81L82 9V11L81 12H79V15L80 16H82L83 18L85 17V18H87V19H85V20H87V22H91V19H93V15L91 14V13H89V11H85V10H89V8L90 7H88V5H86V4H84V3H82V4H80V2H84ZM121 1V3H126V6H128V7H130L131 9H133L134 7H135V4L136 5H138L140 2H144L145 0H138V1H136V0H120ZM131 1V2H130ZM151 1V0H150ZM188 1H191V0H188ZM242 0H220L219 2L220 3H223L224 4V6L223 7H221V8H217V10L219 9V12H217V13H214L213 14V12L210 10V7L211 6H213V4L209 1V0H192L190 3H188V4H191V7H190V11L191 12H193L192 10H194V11H196L195 9H197V11L198 12H196L195 13V15L193 14V18H194V16H195V18L197 19L198 18V20L195 22V20H194V24L193 23H191L189 26H185L186 27V29L187 30H189V31H187V35H186V33L184 32V34H181V33H177L176 34V36H175V39L174 40H171L170 38H171V35H173L171 32H167V34H160V29H157L156 30V26L154 27V29L152 30V31H157L155 34H153V37H156L157 38V35L159 36L156 40H154L155 38H153L152 37V35L151 36H146V34H144L143 33V37L140 35V34H138L137 32H135L136 30V28L138 27L137 25H134V21L132 20V18L130 17L128 20L126 19V16L127 15H125L124 17H123V20L125 21V25L123 26V27H118L117 28V26L116 25H114V24H112V25H110V26H107V27H105V30H103L102 32H100L99 34H95V35H93V38L91 37V40L87 43V50L88 51H86L85 49L86 48H84V49H81V48H79L80 46H78V44H80V43H78V40H79V37L77 36V38H76V42H74L73 44H71V45H69L70 43H69V41L71 40V38L70 37H72L73 36V34L72 33H74L72 30H70L71 32H68V31H65L66 32V34H65V32L64 31H62V30H58L59 29V26H58V29H56V25H54V23L55 22H53V23H51V22H44L45 23V25L46 26H49V27H47V28H55L57 31L56 32H58V31H61L60 33L58 32L56 35L57 36H60V35H63V33H64V35L62 36L63 38H64V40H66V42L68 43H66L65 44V47H70V48H72L73 49V55H75V56H73L71 53H70V55H72L71 56V58H73V59H77V57H78V61L79 62H82V66H84V68H82L83 69V71L80 69V67H78L77 68V71H78V73L77 72H75V76H76V74H77V77H80V75H81V79H79V78H77V77H75V79H77V80H80V81H76V83H79V82H81V83H79V87H83L84 88V86L87 84V87H90L89 88V91L91 90H93V91H95L97 88H98V85L100 86V87H102V84L105 82H109V83H117V85H120L121 87L122 86H124L123 84H125V82H126V84H125V87H120L121 89H123V92H125L126 90H125V88L129 85L130 87H132L133 85H134V83H135V79L134 80H132L134 77L133 76H135V74H129L128 73V71H126V72H123L121 75H120V71H118V72H112L111 73V71H113L112 70V68L115 66V65H117V68H119V64H121V63H123V59H128V55H126V54H130L131 56H132V58H131V60H127V62H129V63H134L133 61L134 60H136L137 61V63L139 64L140 62H141V66L143 67H146L148 64L149 65H151L152 64V66H151V69L152 70H154L153 72H154V74L153 75H159V73H161L162 71L164 72V70H168V71H171V72H173V71H175L176 72V70H177V75H175L176 77L174 78L173 77V79H171L170 81H169V85H170V87H173L174 88V90L176 91V94H177V98H178V93H181V95H184L185 96V94L187 95L186 97H188V93H189V96H190V94L195 90V91H202L204 94H202L204 97H200V99L202 100L203 98H205V100H204V104H205V106L203 105V103L201 104V111H200V107L199 108H197L196 110H190L189 109V107H187L188 105L186 104V102H187V99H185L184 100V98H186V97H182V98H178V100H177V98L175 97V95L173 94V96L175 97L174 99L173 98H171V100L170 99H167V98H170V97H172V96H167L168 94H161L162 92L159 90V89H157V87H158V85H157V81L156 82H154V83H149V84H151V85H149L148 83H144L143 84V88H144V90H146V89H148L147 87H149V89L147 90L149 93H144L143 95H140V96H138V98L136 99V100H133V102L137 105L136 107H133L134 106V104L133 103H130V102H128V103H124L123 104V102H121V104H123V105H121V106H119L116 110H115V117H116V115H117V117H116V119H115V121H117L116 123H118V124H116V125H114L112 122H110V121H107V122H104L103 124H106V123H109L107 126H109L110 127V129H108V136H111L112 138H114V139H112V142L110 143L111 144V146H110V144H108L107 146V148H109V149H113V148H115V145H113L114 143L118 146L119 144H117L118 142L119 143H122L121 141H126L125 140V137H127V135H129L128 137L130 138V139H134V140H141L142 142H145L147 145L149 144V143H154L153 145H157V146H159L160 148L159 149H156L155 151H153L152 152V154H155V155H152L150 158H148V159H143V160H139L138 161V164L136 165L135 164V166L136 167H133V168H125V169H123V171L121 172V176H119L120 174V171H113V172H111V173H108V174H106L105 175V177H103V179L104 180H102V178H100V177H95L94 179H92V180H90V181H92L91 183H95V184H99L100 186L102 185L104 188H105V190L104 189H102L101 187H97L96 185H94L93 187L96 189V191H94L93 190V187H91L90 186V189H89V201H88V210H90V211H86L85 213L87 214V216L89 217V220L86 222V223H84V222H82L81 220L79 221V218H80V214H78L77 215V217L75 218L76 219V222L78 223V225H79V227L77 228V233H81V232H83V231H86V229H93L95 232H96V230H98V228H99V226L100 225H102L101 223H102V219H104L106 222L104 223L105 224V226H103V230H107V226H111L112 227V229H115V231L117 232V233H115L116 234V236L118 237V238H115V240L117 241V242H121L122 243V245L125 243V242H127V243H125L124 245H123V249H127L126 251L129 253V255H130V257L132 258V257H134V256H136L137 254L136 253H142V251H143V248H144V246H145V244L144 243H141V242H139L137 245H135V243H137L136 241H138L137 239V237L133 234V235H130V237L132 238V240H131V243L133 244H131V243H129V240H130V238H129V236L128 237H121V236H119V230L121 229H124L125 227H127L130 223H131V221L133 220V219H135L136 217H138V216H140V215H147V213H150V211L151 212H154V216L155 217H153V219H150L149 221H152V222H154V224L156 223L158 226L160 225V222H161V225L156 229V234H157V236H159V238H158V240L160 241H164V239H166L165 241H168V244H171V246L173 247V251H172V255H170L169 254V251H168V254L167 255H170V256H167L164 252L162 253V251L161 250H158L154 255V257L156 258V259H154V261L156 260V262L154 263V264H179L180 263V261H181V263L183 262V258L185 257L187 260H189V262L190 261H192V263H190V264H193V262H194V264H196L195 263V261H197V260H194L193 258H195V256L196 257H198V254L200 253H205L206 255H209L210 254V252H208V250L207 249H205V247H207L208 245H210V242H213V241H215V239L219 236V233L217 232V231H214L215 229H217V227L219 228V229H222V228H226V227H229L230 228V226L232 225V224H234L235 225V222L233 223L231 220H229V219H227L223 224H222V221L220 220V214L221 215H224L223 213H226V211H227V209L228 210H230L229 208H231L232 206H235L236 208L237 207H240L243 203V200L244 199H246V198H248V195L250 194V193H252V194H250L249 195V197H257V195L259 194L260 196H258V198L260 199L259 201H260V203H261V205L263 206L262 208L264 209V199H263V197H264V101H263V99L261 100V98L262 97H264V91H261L260 92V90H258V88L257 87H259L260 88V86H261V84L263 83L262 81V83L259 85L257 82V84L254 82V81H256V80H254L255 79V77H254V79H253V77L251 76V77H249L250 75H249V72H247V71H245V72H243L242 71V66L244 65V63L246 62V60H248V59H252L251 57H253L254 55H250L251 57H249L247 54H246V52H247V49L246 50H244L246 47H245V41H244V39L242 40V36H244L243 35V33H244V31L249 27L248 25H250V28L254 25H259L260 23H262V22H264V19H261L262 17L264 18V10H263V8H264V0H250V1H252L253 2V4H255L254 5V7H253V4L251 3L250 4V1H249V4H246L247 6H250V7H252V9H256V10H253L252 11V9H250V12H251V15H250V13H248L249 11H247L246 9H247V7H245L244 5H245V2H247L248 3V1L247 0H245L243 3L241 2ZM5 2V3H4ZM7 2V3H6ZM14 2V3H13ZM46 3V0H43L42 1V3ZM48 2V0H47V3H49ZM77 2V3H76ZM86 2V1H85ZM130 2V3H129ZM146 2V4H147V1H145ZM176 2H177V0H176ZM175 2V3H176ZM23 3V4H24ZM129 3V4H128ZM133 3H135V4H133ZM142 3H140V4H142ZM181 3V2H180ZM179 3V4H180ZM238 4V6H242L241 8L242 9H244V11H247V13L248 14H245L246 16H248L247 17V19H246V17H245V15H244V17H242L243 19H241V24L243 25L244 23V25L245 26H248L247 28H245V26H244V30H243V32H240V39L241 40H239V39H236V37L233 35L234 34V32L232 31V28H230V25H229V22L231 23V21L230 20H228V21H220V18L222 17V15H221V13H225L228 9H230V8H232V10L233 11H235V9H237L238 8V6H237V4ZM240 3V4H239ZM85 6H84V5ZM128 4V5H127ZM139 4V5H140ZM178 4V5H179ZM244 4V5H243ZM26 5V4H25ZM84 6V8H83V6ZM197 5V6H196ZM235 5H236V7H235ZM124 6V5H123ZM177 6H174L171 10H172V12L174 11L173 9L174 8H176ZM189 6H187V8H188ZM250 7H248V8H250ZM8 8V9H7ZM34 8V7H33ZM124 8V7H123ZM195 8V9H194ZM233 8H235V9H233ZM7 9V10H6ZM35 9V8H34ZM176 9H178V7L176 8ZM242 9H241V11H242ZM16 10H18L17 8H16ZM188 10V11H189ZM263 12H262V11ZM31 11H33V12H31ZM52 12L53 10L50 8L49 10H47V12ZM77 11V12H78ZM170 11V9L167 11V12H169ZM209 13H208V12ZM254 11H256V12H254ZM48 12V13H49ZM254 12V13H253ZM258 12V13H257ZM262 12V13H261ZM17 13V12H16ZM21 13V12H20ZM27 13V14H26ZM194 13V12H193ZM253 13V14H252ZM257 13V14H256ZM260 13V14H259ZM2 14H1V16H2ZM78 14V13H77ZM199 14H201V15H199ZM254 14H256L255 16H258V17H255V16H253ZM263 16H262V15ZM17 15V14H16ZM18 15H20V14H18ZM17 15V16H18ZM21 17H22V15H20ZM79 16V17H80ZM90 16H93V17H90ZM96 16V15H95ZM252 16V17H251ZM16 17V16H15ZM82 17H80L79 18V22H77L76 24H74V25H76V26H83V27H85V26H87L86 24H89V23H86L85 22V20L82 18ZM19 17H17L16 19H18ZM29 17H27V19H28ZM33 18H35V17H33ZM95 18V17H94ZM101 18H104V16H102L101 15V17H100V19ZM233 18V17H232ZM259 18V19H258ZM15 19V20H16ZM27 19H26V22H28L27 24H31V25H34V27H36L35 26V22L33 23V21L31 20H29V21H27ZM253 19H254V21H253ZM256 20V21H255ZM260 20V21H259ZM35 21V20H34ZM80 21H82V23H80ZM259 21V22H258ZM30 22V23H29ZM66 22H64V24L66 25ZM222 22H223V24H222ZM225 22V23H224ZM258 22V23H257ZM44 23L43 24H39V23H37L36 22V25H37V27L39 28L40 27V29L41 28H46V26H43L44 25ZM84 23V24H83ZM127 23H133V25H130V26H128L127 25ZM195 23L197 24V26H196V28H195ZM72 24V25H73ZM183 24V23H182ZM8 25H10V24H8ZM8 25H6V26H8ZM52 25H54V26H52ZM126 25H127V27H126ZM241 25V26H242ZM5 26V27H6ZM132 26H133V28H132ZM134 26H136V27H134ZM200 26V27H199ZM228 26H229V28H228ZM125 27V28H124ZM223 28H225V29H227V30H225V29H223ZM235 28V27H234ZM250 28H248L249 29V32H248V34H249V36H250V40L252 41V39L253 38H255V36H256V31L254 32V30H252V28H251V30H250ZM55 29H54V31H50L51 33L50 34H52L51 35V38H52V36H55V34H53V33H56L55 32ZM60 29H62V28H60ZM131 30V32H133V33H131L129 30ZM64 30V29H63ZM127 30V31H126ZM201 30V31H200ZM143 31L144 32H146L147 34L149 33V31H150V29H149V27L148 28H145V29H143ZM152 31H150V32H152ZM224 31V32H223ZM241 31V30H240ZM254 32V35L255 36H252L253 35V32ZM68 32V33H67ZM119 32H124V33H128L127 34V37L126 38H123L124 39V41H122V42H116V40H115V37L116 36H118V34L117 33H119ZM136 34H135V33ZM162 32H165V31H162ZM250 32H251V34H250ZM49 33V32H48ZM166 33V32H165ZM169 33H171V35H169ZM205 33V34H204ZM226 33V34H225ZM50 34H48V35H50ZM60 34V35H59ZM151 34V33H150ZM160 34V35H159ZM166 35V36H165ZM180 35V36H179ZM101 36V37H100ZM103 36V37H102ZM139 37V39L137 38V37ZM248 36V35H247ZM134 37V38H133ZM136 37V38H135ZM152 37V38H151ZM161 37H164L165 39H166V41L167 42H165V43H163L162 41H163V38H161ZM242 37V38H241ZM246 37V36H245ZM98 39V42H97V39ZM99 38H100V40H99ZM133 38V39H132ZM236 40H235V39ZM32 40H37V38L35 39V38H33ZM69 40V41H68ZM235 40V42L233 43L232 41H234ZM239 40V41H238ZM50 41V39L48 40V42ZM230 41H231V43H230ZM244 41V42H243ZM255 40L253 39V42H254ZM238 42H241L240 43V45H238L239 43ZM119 43H121V44H119ZM161 43H163V45L161 44ZM236 43V44H235ZM47 44V43H46ZM75 44V45H74ZM76 44H77V46H76ZM91 44V45H90ZM243 45V46H242ZM72 46V47H71ZM76 46V47H75ZM97 46V47H96ZM237 46V47H236ZM249 46H251V43L249 44ZM77 47H78V52L76 51V49H77ZM134 47H136V48H134ZM236 47V48H235ZM263 47V46H262ZM261 47V51L262 52H264V49ZM56 49H54L55 50V52H53L54 50H52L51 52H52V54H51V52H50V54L53 56H50V57H45V56H43L44 54L41 52L37 57H39L38 59L36 58V64H34V63H32V64H30V66H34V68H33V71H35V76H37V77H44L45 75H47V71L49 70V67L51 66L50 64L51 63H53V59H54V57L56 56V52L58 51V53L57 54H59L60 55V57H62V59H63V57H64V52L63 51H59V49H57V47H55ZM76 48V49H75ZM161 48H162V50L163 49H165V53L161 50ZM125 50V52L124 53H122L125 57H127V58H123L124 56L121 54V52H122V50ZM136 49V50H135ZM150 49V50H149ZM163 52V54H159V53H157L158 51H160V50ZM263 49V50H262ZM75 50V51H74ZM85 50V51H84ZM126 50H129L128 52L126 51ZM130 50H131V52H130ZM133 50V51H132ZM153 50V51H152ZM157 52H156V51ZM228 50V51H227ZM81 51H84V53H82ZM147 51V52H146ZM160 51V52H161ZM168 53H167V52ZM241 51H242V53L243 52H245L244 54H239V53H241ZM60 52V53H59ZM151 52H153V53H151ZM169 52H171V53H169ZM173 52H174V54H173ZM79 53V54H78ZM82 53V54H81ZM126 53V54H125ZM134 53H135V55L136 56H133L134 55ZM149 53V55L151 54V56H149V55H147ZM159 54V55H157V54ZM222 53V54H221ZM225 55H224V54ZM249 53V52H248ZM257 53V55H259L261 52L259 51V53H258V51L256 52ZM43 54V55H42ZM85 56H84V55ZM171 54V55H170ZM246 54V55H245ZM81 55V56H80ZM123 57H122V56ZM143 55H145V56H143ZM147 55V56H146ZM189 55V56H188ZM193 55V56H192ZM222 55V56H221ZM238 55L240 56V58L238 57ZM256 55V54H255ZM43 56V57H42ZM88 56V57H87ZM113 56H114V58H113ZM154 56V59L152 58ZM155 56H156V58H159V59H155ZM162 56H163V59H162ZM169 56V57H168ZM40 57H42V59L40 58ZM45 57V58H44ZM85 57H86V59H85ZM117 57H120V58H117ZM140 58V60H139V58ZM145 57V58H144ZM151 59H150V58ZM223 57H224V60H223ZM249 57V58H248ZM121 58H122V60H121ZM149 58V59H148ZM216 58V59H215ZM238 58H239V60H242V61H239L238 60ZM50 59V60H49ZM97 59V60H96ZM108 59V60H107ZM112 59V60H111ZM148 59V60H147ZM46 60V61H45ZM117 60V61H116ZM169 60V61H168ZM184 60V61H183ZM215 60V61H214ZM223 60V61H222ZM231 60H234L233 62L234 63H232V61ZM245 60V62H243ZM77 61V60H76ZM77 61V62H78ZM114 61H116V62H114ZM122 61V62H121ZM145 61V62H144ZM151 61V62H150ZM155 61H157V63L155 64ZM159 61V62H158ZM163 62L162 64H161V62ZM166 61V62H165ZM171 61V62H170ZM180 63V68L177 66V64H178V62ZM186 61V62H185ZM236 61V62H235ZM47 62V63H46ZM51 62V63H50ZM85 62V63H84ZM105 62V63H104ZM109 62V63H108ZM147 62V63H146ZM154 62V63H153ZM167 62H168V64H167ZM210 62V63H209ZM218 62H219V64H218ZM238 62V63H237ZM50 63V64H49ZM87 63V64H86ZM93 63V64H92ZM113 63V66L110 68L109 67V64H112ZM119 63V64H118ZM142 63H145V65L143 64L142 65ZM160 63V64H159ZM174 63V64H173ZM185 63L188 65L189 64V68H191V66L190 65H192V69H188V66L187 65H185ZM209 63V64H208ZM227 63H229V65L230 64H233L234 66L236 65V64H238L237 65V67H236V70H234L233 72H229V74H226V75H223V70L222 69H224V68H228L229 66H227ZM240 63H241V68H240ZM107 64V65H106ZM166 66H165V65ZM176 64V65H175ZM214 64H215V67H214ZM224 64V65H223ZM50 65V66H49ZM101 65V66H100ZM179 65V64H178ZM182 65H183V67H182ZM217 65V66H216ZM49 66V67H48ZM141 66L139 67V68H141ZM155 66V67H154ZM177 66V67H176ZM223 66V68L221 69V67ZM37 67V68H36ZM43 67V68H42ZM91 67V68H90ZM100 67V68H99ZM105 67V68H104ZM154 67V68H153ZM209 67V68H208ZM210 67H211V69H210ZM213 67V68H212ZM231 67V66H230ZM239 67V68H238ZM90 68V69H89ZM102 68V69H101ZM132 69L134 68V67H131ZM157 70H156V69ZM184 68V69H183ZM215 68V69H214ZM241 69V70H238V69ZM35 69V70H34ZM85 69V70H84ZM106 69V70H105ZM114 69V68H113ZM115 69H116V66H115ZM114 69V70H115ZM179 69V70H178ZM194 69V70H193ZM203 69V70H202ZM38 70V71H37ZM96 70V71H95ZM99 70V71H98ZM182 70H184V71H182ZM217 70V71H216ZM218 70H220V72L222 71V73H220ZM232 70H233V66H232ZM232 70H230V71H232ZM238 70V71H237ZM244 70V69H243ZM246 70V69H245ZM108 71L110 72V74L108 73ZM184 72V73H180V72ZM201 71V72H200ZM214 71V72H213ZM237 71V72H236ZM30 72H32V70L31 71H29L28 73H30ZM39 72H41V73H39ZM171 72L168 74L169 75V79L170 78H172L171 76H173V74L171 75ZM187 72V74H185ZM210 74H209V73ZM216 72V73H215ZM218 72V73H217ZM240 72V73H239ZM82 73V74H81ZM89 73V74H88ZM96 73V74H95ZM103 73H104V75H103ZM179 73H180V75H179ZM243 73V74H242ZM42 74V75H41ZM86 74V75H85ZM88 74V75H87ZM112 74V75H111ZM125 74V75H124ZM126 74H128V75H126ZM176 74V73H175ZM231 74H232V78H233V85L232 84H230V87L231 86H233L234 87V90H232L233 88H228V87H226V88H224V86H225V82H224V78L225 77H231ZM263 74V76H264V73H262ZM262 74H261V76H262ZM44 75V76H43ZM118 75H119V77H118ZM131 75V76H130ZM167 75V76H168ZM189 75V76H188ZM217 75H219V76H217ZM242 75V76H241ZM86 76V77H85ZM96 76V77H95ZM102 76V77H101ZM130 76V77H129ZM183 76V77H182ZM260 75H259V79H258V81H260L261 79L263 80L264 79V77H261ZM113 77V78H112ZM118 77V78H117ZM154 77V76H153ZM153 77H151L150 78V80L151 79H153ZM192 77L194 78V79H192ZM219 77V79H217ZM221 77H223L222 79H223V81H222V79H221ZM261 77V78H260ZM110 80H109V79ZM123 78H125V80L123 79ZM130 78H131V80H130ZM216 80H214V79ZM122 79V80H121ZM189 79V80H188ZM212 79V83H210L209 82V84H211V85H209L208 84V81H210ZM221 79V81L222 82H224V85H223V87H222V85H220L221 84V82L220 81H218V80H220ZM257 79V78H256ZM28 80V79H27ZM27 80H22L21 81V83L22 84H26V83H28V81ZM84 80H86V81H84ZM98 80H99V82H98ZM188 80V81H187ZM206 80V81H205ZM254 80V81H253ZM1 81V80H0ZM84 81V82H83ZM96 81V82H95ZM219 82V84L217 85L216 83H215V85H217V87H218V91L216 90L217 88H214V87H216L215 85H214V82ZM129 82H134V83H131V84H133L132 86L129 84ZM253 82V83H252ZM94 83V84H93ZM97 83H99L98 85H97ZM180 83V84H179ZM181 83H183V85L181 84ZM189 83V84H188ZM243 83H244V86L246 87V89H247V91L248 92H244L243 91V89L242 88H240V86L241 85H243ZM85 84V85H84ZM154 84V86L153 87H151L152 85ZM156 84V85H155ZM195 84V85H194ZM201 84V85H200ZM238 84H240V85H238ZM76 85V84H75ZM94 85V86H93ZM144 85H147V87L145 88L144 87ZM199 85V86H198ZM220 85V86H219ZM248 85H249V87H248ZM156 86V87H155ZM187 86H188V88H187ZM203 86H204V88H203ZM213 86V87H212ZM239 86V87H238ZM262 86H264L263 84H262ZM25 87H27V86H24V90H22V91H26L27 89H25ZM76 87V86H75ZM74 87V88H75ZM93 87V88H92ZM196 87V88H195ZM207 87V88H206ZM211 87V88H210ZM73 87H71L70 89H72ZM152 88H155V89H157V90H155V89H153L154 91H152L151 89ZM177 88V89H176ZM181 88V89H180ZM209 88H210V90H209ZM213 88H214V90H213ZM219 88H222L223 90H221V89H219ZM257 88V89H256ZM66 90H65V92H67V93H69L70 91H69V86H66V88H65ZM133 89H135V88H133ZM208 89V90H207ZM224 89H226L227 90V92H226V90H224ZM228 89H229V91H228ZM239 89H240V91H241V93H237V92H239ZM253 89V90H252ZM213 90V91H212ZM219 90H220V92H222L223 93V95H222V93L220 94L219 93ZM231 90L233 91V92H231ZM250 90V91H249ZM252 90V91H251ZM256 90H258V91H256ZM69 91V92H68ZM90 91V92H91ZM160 91V92H159ZM184 91H185V94H182V92L184 93ZM213 93H212V92ZM216 91H217V93H216ZM224 91V92H223ZM158 92H159V94H158ZM209 92H211V93H209ZM231 94H229V93ZM254 92H256L257 94L259 93V98L255 95V96H253V94H254ZM39 93V92H38ZM71 93H73V94H70L71 96H73L74 94H75V92H71ZM155 94L154 96H152L153 94ZM207 93H209V94H207ZM224 93H227V95H225ZM250 93H252V95L250 94ZM255 93V94H256ZM31 94V96L32 97H34L33 98V100H32V97L31 96H29ZM35 93L34 92H32V93H28V96H25L24 98H21V99H19V102L21 101V103H20V105H25V109L26 110H28V109H30V108H32L33 107V109L34 108H36V106H37V104H38V106H42L41 104H42V101H43V103L44 104H46L44 101V99L43 98H40V96L39 95H37V93L34 95ZM164 95V98H162L163 96H161V95ZM214 94V95H213ZM220 96H219V95ZM233 94H235V95H233ZM241 94V95H240ZM249 95V97H248V95ZM66 95V94H65ZM161 97H160V96ZM169 95H171V93L169 94ZM210 95V96H209ZM216 95H218L219 97H217ZM237 95V96H236ZM39 96V97H38ZM66 96H68V95H66ZM65 96V97H66ZM206 96V97H205ZM212 96H214V97H212ZM240 96V97H239ZM244 96H245V98H244ZM247 96V97H246ZM146 97V98H145ZM165 97H167L166 99L168 100V103H167V101H166V99H165ZM224 97H226V98H224ZM234 97V98H233ZM254 99H253V98ZM38 98V99H37ZM67 98V97H66ZM151 98H152V101H150L151 100ZM154 98V99H153ZM206 98H208L207 100H206ZM210 98V99H209ZM212 98H213V101H212ZM247 98V99H246ZM250 98H252V100L250 99ZM256 98H258L259 99V102H258V99L256 100ZM141 99H146L147 100V102H146V100L145 101H143L142 100V103H141ZM148 99H150V100H148ZM164 99V100H163ZM184 101L185 103H182V102H179V101ZM214 99H216V100H214ZM177 102H176V101ZM189 100V99H188ZM209 100L211 101V102H209ZM221 100V101H220ZM234 100V101H233ZM25 101V102H24ZM34 101V102H33ZM220 101V102H219ZM223 101H225V102H223ZM263 101V102H262ZM141 104H140V103ZM164 104H163V103ZM172 102V103H171ZM175 102H176V105H174L175 104ZM206 102V103H205ZM213 102V103H212ZM217 102V103H216ZM232 102V103H231ZM261 102V103H260ZM181 103V104H180ZM209 103H211V104H213V105H210ZM260 103V104H259ZM34 104V105H33ZM103 104V103H102ZM168 104H171L170 106L168 105ZM173 104V105H172ZM185 104V105H184ZM208 104V105H207ZM90 105V106H89ZM93 107H92V106ZM131 105V106H130ZM180 105V106H179ZM183 105V106H182ZM187 105V106H186ZM38 106H37V108H38ZM88 106V107H87ZM101 106V108H95V105H93V103L92 104H86V108H88L89 110H90V116H92L91 118H92V120H93V122H95L96 121V118L99 116L98 114H97V112H100V110L103 112V111H105V110H107V111H109V109L110 108H105V107H107V106H102V105H100ZM129 106H130V108H129ZM175 106V107H174ZM186 106V107H185ZM45 107V106H44ZM43 107V108H44ZM91 107V108H90ZM110 107V106H109ZM168 107V108H167ZM185 107V108H184ZM205 107V108H204ZM207 107V108H206ZM42 108V107H41ZM166 108V109H165ZM170 108V109H169ZM175 108V109H174ZM24 109V110H25ZM94 109V110H93ZM172 109V110H171ZM173 109H174V111H173ZM179 109V110H178ZM202 109H203V112H202ZM25 110V111H26ZM204 110H205V112H204ZM20 112V114L18 113H14V111L12 112L14 115H13V117L14 118H16V117H20V115H22L23 113H24V111L22 110H19ZM180 111V112H179ZM101 112V113H102ZM120 112V113H119ZM164 112V113H163ZM173 112V113H172ZM119 113V114H118ZM16 114V115H15ZM173 114V115H172ZM257 114V115H256ZM97 115V116H96ZM230 117H232V119L230 120L229 118ZM234 117V118H233ZM3 118H5V119H8L7 120V122L4 124V126H3V129L0 131V163H2L1 161H3L4 162V160L6 161H8L9 163V165L10 164H12L11 162H10V159L11 158H9V157H12L13 155H14V157H12L14 160H15V162H17L18 161V159H19V156H23V154H26V155H28V149L30 148V147H32V145L34 144V140L35 139H33L31 136H29V134L30 133H28L27 131H28V129H27V124H28V122L27 121H25V122H23V123H21V124H17L15 121H9V116L7 117V115H5V117H3ZM16 119H18V118H16ZM22 119H20V121H21ZM214 120H215V122H214ZM216 121H218V122H216ZM227 124L228 122L227 121H230L227 125L224 123V122ZM13 122V123H12ZM149 122H153L152 123V125L150 126V128L149 127H146L145 126V124H147V123H149ZM27 123V124H26ZM197 123V124H196ZM216 123V124H215ZM194 124H196V125H194ZM233 124H234V126H233ZM226 125V126H225ZM233 126V128L232 127H230V126ZM133 126V127H132ZM228 126H229V128H231V129H229V130H226L227 128H228ZM130 127L132 128V130H130ZM183 127V128H182ZM113 128V129H112ZM146 128V129H145ZM148 128V129H147ZM224 128V129H223ZM187 130L188 132L186 133V135L184 136V135H182L183 134V131L184 130ZM221 129V130H220ZM111 130V131H110ZM115 130V131H114ZM110 132V133H109ZM232 132V134H233V137L232 138H234L235 137V140H236V137L238 138L237 140V142L236 143H234V144H236L237 145V143H239V146L241 147V146H243L242 148H243V150H244V152H243V157H240L241 155V153H242V151L240 152V154L238 155V156H230L228 153H229V151H230V145H226V147H225V149L222 151L223 153H227V156H226V158H227V160H225V161H223L222 163H223V166L222 167H220V168H218L217 170H215L214 171V177H216L215 179H214V182H211V184H213V187H211L212 185L211 184H205L206 185V187H207V189H209V188H211V189H209V193H210V196H208V190L205 188V190H203L204 189V187H205V185H204V187L202 188V186L201 187H198V188H195L194 187V189H193V187H192V189H191V187H190V185H186V184H184L183 183V185L181 184V183H179V181L176 183V182H174V184L173 185H171V190H174V192H175V195L174 196H172L170 199H168V200H166V202L164 203V202H159L160 203V206H158V207H152V209H150V210H145V209H142L141 207H140V205H139V203L136 201V199L138 198V196L139 195H142V194H140V192H141V189L140 188H142L144 185H151V183L152 182H150V181H156V180H158V181H156V184L155 183H152V185H157L158 184V186L159 187H155V189L156 190H154V192H160V191H162L164 188H166L168 185L166 184V185H164L163 183H166V180L167 179H169V178H171L172 180H170V181H173V178H174V180L175 179H180L181 177H183V179L184 178H186V177H188V179L189 178H191V177H193L194 176V179H195V175L196 174H201V175H197V176H203V174L204 173H206L205 172V170L204 169H201V168H204L205 166H206V163L207 162H209L210 161V157H208V155L206 154V150H207V152L209 151L210 152V149L211 148H213V146L215 145H217V144H223L224 142L226 143V138H227V136H228V134L229 133H231ZM116 133H117V135H116ZM237 133V134H236ZM22 134V135H21ZM109 134H111V135H109ZM115 134V135H114ZM120 134V135H119ZM31 135V134H30ZM182 135V136H181ZM235 135V136H234ZM21 136V137H20ZM114 136H116V137H114ZM168 136V137H167ZM122 139H121V138ZM24 140H23V139ZM182 138V139H181ZM56 139V141H54L55 143H58V144H55V146L57 147H59L58 149H59V151L62 149L63 151H69V150H72V148L71 147H66L67 149H64V148H62V147H65L64 145V140L62 141V139L61 138H55ZM118 139V140H117ZM23 140V141H22ZM120 140V141H119ZM29 141V142H28ZM155 141V142H154ZM255 141V142H254ZM22 142H23V144H22ZM126 142H128V141H126ZM148 142V143H147ZM235 142V141H234ZM253 144V146H254V148H253V146H252V144ZM257 142V144H255ZM28 143V144H27ZM63 143V144H62ZM151 143V144H152ZM227 143H229V142H227ZM25 145V146H24ZM61 145H63V146H61ZM233 145V144H232ZM112 146H114V147H112ZM156 146V147H157ZM188 146V147H187ZM21 147V148H20ZM22 147H23V151H26V152H22ZM149 145H148V149H149ZM228 147V148H227ZM256 147H258V148H256ZM16 148V149H15ZM19 148V149H18ZM135 148V151L137 150V147H134ZM18 149V150H17ZM167 149V150H166ZM246 149V150H245ZM255 149H256V151H255ZM16 150H17V152L18 153H21V154H19L18 155V153L16 152ZM105 151L104 149H100V151ZM162 151V152H161ZM208 152V154H210ZM15 153H16V157H15ZM222 153V154H223ZM233 153H235V151H233ZM38 154H39V152H38ZM26 155H24V157H26ZM72 155V156H71ZM206 155H207V157H206ZM233 155V154H232ZM75 155H73V154H70L69 156H68V160H72V158L74 159L75 157H74ZM64 157L65 158H67V156H65L64 155ZM157 157V158H156ZM204 157H206L207 158V160H205L204 159ZM233 159H232V158ZM239 157V158H238ZM260 157V158H259ZM9 158V159H8ZM29 157H27V159H28ZM162 158V159H161ZM25 160V158H24V160H25V163H26V161L28 162L29 160ZM232 159V160H231ZM236 159V160H235ZM262 159V160H261ZM7 161L5 162V163H7ZM11 161H13L12 159H11ZM155 161V162H154ZM204 161H205V163H204ZM14 162V161H13ZM41 162V163H40ZM46 162H50L48 159H43V158H41L40 157V159H37L36 161H35V165H36V168L37 169H34V170H30V169H28V168H26L25 170L26 171H21V168H22V170L24 169V163H21V162H19V163H21V165H23L22 167H19L20 169H17L18 168V166H19V163L17 164V166L15 167V168H13L12 170H11V172L10 173H13V174H10V176H11V178L9 179V178H6L5 180L7 181V183H5V184H10L11 182H13V183H15V184H20V182L21 183H23L24 182V180L26 179L27 181H33V180H36L37 181V184L36 185H34V186H31V188H34V187H36V186H38L36 189V192H38V191H45V190H50L48 187H47V185L48 186H52L53 187V194L54 195H56L57 197H58V195H60L59 197H58V199H59V202H58V204H57V206H59V209L58 210H56L55 208H52L51 209V211H53L52 212V214H51V212H50V214L49 215H51V219H50V225L48 226V227H43L42 225H40L39 224V227H38V230H36L34 233H33V235H35V234H37L38 235V233H39V231H40V229H41V226H42V228H43V230H41L42 232H40L39 233V237L37 236V238L39 239V238H41V237H43V236H46L47 235V233H48V229L52 226V225H55L56 223H57V219H61V217H59V214H61V213H63V211H64V213H65V216L67 217L69 214L67 213L68 212V210L69 211H71L72 209H71V207H70V204H69V200H68V195L67 194H65V193H67V191H68V189H66V188H69V186L68 185H65V182L64 181H60L58 178H57V174H56V170L54 169L53 170V165H51V164H45ZM150 162V163H149ZM153 162H154V164H153ZM40 163V164H39ZM51 163V162H50ZM201 163H203V167H200L199 165H201ZM42 164V165H41ZM43 164H45V166L43 165ZM59 163H56V165H58ZM150 164V165H149ZM163 164V165H162ZM172 164V165H171ZM197 164V165H196ZM3 165V166H2ZM9 165H7V166H9ZM40 165V166H39ZM47 165V166H46ZM149 165V166H148ZM165 165V166H164ZM196 165V166H195ZM39 166V167H38ZM43 166V167H42ZM50 166V167H49ZM51 166H53V167H51ZM154 166V167H153ZM200 168H199V167ZM202 166V165H201ZM4 167H6L5 165H4V163L3 164H1L0 165V173H1V171L2 170H4L5 168ZM142 167V168H141ZM193 167V168H192ZM39 168V169H38ZM135 168V169H134ZM152 168V169H151ZM167 168V169H166ZM2 169V170H1ZM7 169V168H6ZM44 169V170H43ZM127 169V170H126ZM131 169V170H130ZM134 169V170H133ZM144 169V170H143ZM147 169H149V170H147ZM163 169V170H162ZM192 169H193V171H192ZM197 169V170H196ZM16 170V171H15ZM28 170V171H27ZM125 170H126V172H125ZM140 170V171H139ZM15 171V172H14ZM20 171V174H18V172ZM152 171V172H151ZM155 171V172H154ZM188 171H192L191 172V174L193 175H191L190 173L188 174ZM200 171V172H199ZM241 171V172H240ZM244 171V172H243ZM7 172H9L8 170H7ZM22 172V173H21ZM40 172V173H39ZM45 172V173H44ZM141 172V173H140ZM241 173V175H240V173ZM33 173V174H32ZM35 173V174H34ZM117 175H116V174ZM18 177H17V176ZM41 175V176H40ZM110 175V176H109ZM139 175V176H138ZM152 175V176H151ZM240 175V176H239ZM22 176H24V177H22ZM40 178V180H39V178ZM111 176H112V179L113 178H117V179H114V182L112 181V184L110 183V181L109 180H112L111 179ZM155 176H156V178H155ZM91 177V176H90ZM144 177V178H143ZM154 177L155 179L153 180L152 178ZM221 177V179H219ZM223 177L225 178V179H223ZM23 178H25L24 180H23ZM109 178V179H108ZM125 178V179H124ZM151 178V180L149 181V179ZM159 178V179H158ZM161 178H162V181H161ZM230 178H233V180L232 179H230ZM31 179H33V180H31ZM131 179V180H130ZM231 181H230V180ZM18 180V181H17ZM46 180V181H45ZM50 180V181H49ZM54 180V181H53ZM96 180V181H95ZM107 180H108V182H107ZM222 180H226V181H222ZM1 181V180H0ZM20 181V182H19ZM44 181L47 183H45V185H46V187L44 186V184H40L41 182L42 183H44ZM102 181V182H101ZM185 181H188V180H185ZM216 181H218L219 182V184H220V186L219 185H217L216 184ZM236 181V182H235ZM246 181V182H245ZM52 182L54 183L53 185H52ZM159 182V183H158ZM221 182V183H220ZM223 182H226V183H223ZM235 182V183H234ZM248 182V183H247ZM251 182H252V185H251ZM3 183H4V181H1L0 182V185H2V187H3ZM106 184V185H109V184H111L110 186H106L105 187V185H103V184ZM109 183V184H108ZM115 184V185H114ZM138 184V185H137ZM162 184V185H161ZM223 186H222V185ZM230 184V185H229ZM233 184H234V186H233ZM247 184V185H246ZM40 185H41V187H40ZM98 185V186H99ZM231 186V187H233V188H231V187H229V186ZM248 186V187H250V185H251V187L250 188H248L247 187V189L248 190H246L245 191V189H246V186ZM5 186V185H4ZM64 186H65V188H64ZM114 186V187H113ZM121 186H123V187H121ZM164 186V187H163ZM210 186V187H209ZM216 186H218V187H220L219 189H218V187L217 188H215ZM245 186V187H244ZM45 187V189L43 190V188ZM112 187V188H111ZM121 187V188H120ZM134 187H136V188H139V189H136V188H134ZM163 187V188H162ZM225 187V188H224ZM39 188H40V190H39ZM47 188V189H46ZM63 188V189H62ZM99 188L100 189H102V191H99ZM116 188V189H115ZM182 188V189H181ZM212 188H213V191H212ZM254 188V189H253ZM2 189V188H1ZM0 189V192L2 193V191H3V189L1 190ZM56 189V190H55ZM112 189H113V191H112ZM133 189V190H132ZM134 189H136V190H134ZM200 189V190H199ZM218 189V190H217ZM228 189V191L229 192H226L225 190H227ZM238 189V190H237ZM258 189V190H257ZM115 190V191H114ZM178 190V191H177ZM195 190V191H194ZM199 190V191H198ZM202 190L205 192H202ZM219 190H222V191H219ZM27 191V190H26ZM25 190H24V192H26ZM55 191V192H54ZM93 191H94V195L93 194H91L90 192H92L93 193ZM106 191V192H105ZM110 191H112L113 193H110ZM136 191V192H135ZM177 191V192H176ZM216 191H217V193H216ZM223 191H225V192H223ZM235 193H234V192ZM237 191V192H236ZM256 192V193H253V192ZM258 191V192H257ZM96 192V193H95ZM132 192V193H131ZM191 192V193H190ZM232 192V193H231ZM244 192V193H243ZM246 192V193H245ZM260 192V193H259ZM0 193V194H1ZM39 193V192H38ZM56 193V194H55ZM205 194V195H202V194ZM223 193H224V195H223ZM247 193H248V195H247ZM258 193V194H257ZM106 194V195H105ZM121 194V195H120ZM127 194H129L130 196H127ZM134 194H136V195H134ZM190 194V195H189ZM201 194V195H200ZM221 196H220V195ZM231 194V195H230ZM232 194H233V198H232ZM240 194H244L243 196H244V198H242V202L238 199V198H240L241 196H240ZM66 195V196H65ZM119 195H120V197H119ZM132 195H133V197H132ZM186 195V196H185ZM187 195H189L188 196V198H187ZM196 195V196H195ZM262 195V196H261ZM62 196V197H61ZM65 196V197H64ZM183 196V197H182ZM201 196V197H200ZM208 196V197H207ZM219 196V197H218ZM242 196V197H243ZM63 197H64V199H63ZM126 197V198H125ZM187 198V200H185L184 198ZM200 197V198H199ZM224 197H226V198H224ZM238 197V198H237ZM111 198H112V200H111ZM176 198V199H175ZM181 198L184 200H182L183 201V203L181 202V203H177L175 200H177V201H181ZM208 198L210 199V201L208 200ZM217 198H219V199H217ZM63 199V200H62ZM102 199V200H101ZM103 199H105V200H103ZM125 199V200H124ZM132 199V200H131ZM174 199V200H173ZM203 199H207L208 201H205L204 200V202H203ZM212 199H217V200H215V202L212 200ZM233 199V200H232ZM241 199V198H240ZM24 200H25V198H24ZM111 200V201H110ZM202 200V201H201ZM233 202H232V201ZM236 200H239V201H236ZM64 201V202H63ZM106 201V202H105ZM122 201V203H120ZM130 201V203H129V205H128V203L127 202H129ZM132 201H133V204H132ZM172 201V202H171ZM174 201V202H173ZM198 201H201L200 203L198 202ZM222 203H221V202ZM262 201V202H261ZM24 202V203H23ZM23 202H18L17 201V198L16 199H10V201H9V203H11V204H9V203H7V204H1V206H0V218H1V220H0V224H2V225H0V237L2 236V238H0V248H2L3 249V251H5V249H7V252H8V248H9V246H10V244L11 243H13V239H14V237L15 238H18V239H20V238H22V236H24L25 234H28V231H25L23 234L21 233L20 234V231L22 230V225H23V223L25 222V225H26V227H28L30 224H27V221L28 220H30V218H31V216H29V210H30V206L27 204V201L25 200V201H23ZM42 202V201H41ZM40 201L39 202H35V203H33V207H34V211L36 212V211H39V214H40V216H42V215H44V212H43V210H44V205L43 204H45L44 202H42L41 203ZM104 202H105V204H104ZM168 202H170V203H168ZM185 202V203H184ZM187 202V203H186ZM213 202V203H212ZM20 204L21 205V208H20V206L19 205H17V204ZM60 203V204H59ZM63 203H65V204H63ZM67 203V204H66ZM119 203V204H118ZM136 203V204H135ZM158 203V204H159ZM176 203H177V205H176ZM199 204V205H197V204ZM214 203H215V205H214ZM218 203V204H217ZM221 203V204H220ZM237 203H239V204H237ZM22 204H24V205H22ZM98 204H99V206H98ZM101 204V205H100ZM127 204V205H126ZM132 204V205H131ZM157 203H156V205L155 206H157L158 205ZM168 204V205H167ZM173 204V205H172ZM183 204L185 205L184 207H181V206H183ZM230 204V205H229ZM11 205V206H10ZM94 205V206H93ZM106 206V208H107V212L108 213H106V215H102L101 216V218L100 217H98V213L101 211L100 209V206ZM116 205H117V207H116ZM126 205V206H125ZM137 205V206H136ZM232 205V206H231ZM244 206H245V203L243 204ZM40 206V207H39ZM55 206H56V204H55ZM130 206H132V209H131V207ZM134 206V207H133ZM135 206H136V208H135ZM171 206V207H170ZM174 206H175V208H174ZM219 206H220V208H219ZM225 206V207H224ZM24 207V208H23ZM68 207H69V209H68ZM115 207V208H114ZM123 207H124V210H123ZM159 207H160V209H159ZM167 207H168V210H167ZM170 207V208H169ZM173 207V208H172ZM181 207V208H180ZM205 207V208H204ZM214 207V208H213ZM2 208V209H1ZM41 208V209H40ZM43 208V209H42ZM62 208H63V210H62ZM96 208V209H95ZM116 210H114V209ZM129 208V209H128ZM135 208V209H134ZM157 208V209H156ZM202 208H204V209H202ZM211 208V209H210ZM225 208V209H224ZM67 209V210H66ZM167 211H166V210ZM173 210V213H172V210ZM177 209V210H176ZM182 211H181V210ZM193 209H195L194 211H193ZM6 210V211H5ZM24 210V211H23ZM112 210H113V215L111 214V212H112ZM123 210V211H122ZM127 212H126V211ZM129 210H133L134 212L132 213L131 211L129 212ZM157 211V213H156V211ZM169 210H171V211H169ZM215 210V211H214ZM223 210H225V211H223ZM62 211V212H61ZM73 211V210H72ZM97 211V212H96ZM176 211H177V213H179V214H176ZM188 211V212H187ZM192 211H193V214H191L192 213ZM196 211V212H195ZM210 211H211V213H210ZM219 211V212H218ZM41 212V213H40ZM57 212V213H56ZM123 212V213H122ZM128 215V217L126 216V214ZM130 214H129V213ZM187 212V213H186ZM191 212V213H190ZM200 212L202 213L201 215H200ZM4 213H7V215L5 214V216H4ZM12 213V214H11ZM21 213L23 214V215H21ZM91 213V214H90ZM97 213V214H96ZM168 213V214H167ZM28 214V215H27ZM110 214H111V216H110ZM121 214V216H119ZM123 214V215H122ZM156 214H157V216H156ZM160 214V215H159ZM169 214H171V217H168L169 216ZM185 214H187V215H185ZM191 214V215H190ZM195 214V215H194ZM207 214V215H206ZM8 215H10V217L8 216ZM20 215H21V218H19L20 217ZM25 215H27V216H25ZM63 215V214H62ZM96 215V216H95ZM135 215H136V217H135ZM152 215V214H151ZM168 215V216H167ZM212 215H214V216H211ZM12 216V217H11ZM71 216V215H70ZM127 217V219H126V217ZM177 216V217H176ZM190 216V217H189ZM193 216V217H192ZM202 216V217H201ZM206 216V217H205ZM263 218H262V217ZM23 217H25V218H23ZM118 217H119V219H118ZM124 217H125V220H124ZM172 217L174 218V220L172 219ZM175 217H176V219H175ZM179 217V218H178ZM185 217V218H184ZM187 217V218H186ZM192 217V218H191ZM195 217H197V218H195ZM200 217V218H199ZM203 217H204V219H205V221H204V219H203ZM214 217V218H213ZM222 217V216H221ZM257 218H255L253 221V224H252V226H253V228H254V231H255V235L252 237V239L251 240H249V242H248V244H245V243H242L241 245H239V246H237V247H233V248H231V249H238L239 247H243V250L242 251H238L237 253H239V252H246V250L248 249V247H251L252 249H253V255L254 256H256L255 254H257L256 252H258V249L260 250V249H262V248H264V212H260V213H258L257 214V216H256ZM11 218V219H10ZM19 218V219H18ZM40 218V217H39ZM57 218V219H56ZM63 218V217H62ZM99 218V219H98ZM108 218V219H107ZM129 218V219H128ZM157 218V219H156ZM159 218H161V219H159ZM172 219L173 221H171V220H169V219ZM193 218H195L194 220H193ZM212 218V219H211ZM19 221H18V220ZM96 219V220H95ZM97 219H98V222H97ZM155 219V220H154ZM180 220V222H179V220ZM203 219V221H202V223H201V221H199V220H202ZM209 219V220H208ZM213 219H214V221H213ZM217 219L219 220V221H217ZM259 219V220H258ZM11 220V221H10ZM21 220V221H20ZM114 220H116L115 222L117 223L116 225H114L115 224V222H114ZM124 222H123V221ZM154 220V221H153ZM158 220V221H157ZM161 220V221H160ZM168 220V221H167ZM185 220V221H184ZM263 222H262V221ZM14 221H18L17 223H19V224H17L16 222V224L17 225H19V226H17L16 224L15 225H13V223H14ZM163 221H165V223L164 224H162L163 223ZM184 221V222H183ZM257 221V222H256ZM258 221H260V222H258ZM4 222H7V226L4 224ZM9 222L11 223V222H13L12 224H9ZM22 222V223H21ZM82 222V223H81ZM97 222V223H96ZM113 222V223H112ZM122 222V223H121ZM159 224H158V223ZM170 222H172V224L170 223ZM180 224H179V223ZM187 223V225L191 222L192 223V225L193 226H191V223L188 225V227L190 228V229H192V232L194 231V230H197V235H199V236H201V238L203 239L202 241V247L201 248H194L193 247V245H190V244H193V239L195 238H193L191 241H190V243H188V244H186V245H189V246H186L184 243H187V241L189 242V240H190V237L193 235V234H189V233H187L186 232V234H187V237H185V239H183V238H181L180 236H181V234H180V232H178V231H176V229H178L181 225L184 227V225L183 224H186ZM211 222V223H210ZM217 222V223H216ZM219 222V223H218ZM262 222V223H261ZM93 223H94V225L96 226V228L97 229H95V227H94V225H93ZM96 223V224H95ZM108 223V224H107ZM148 223H151V222H146V224H148ZM169 225H168V224ZM205 223H206V226H204L205 225ZM214 223V224H213ZM216 223V224H215ZM227 223V224H226ZM229 223H231V224H229ZM256 223V224H255ZM262 225H261V224ZM81 224V225H80ZM99 224V225H98ZM110 224H112V225H110ZM119 224V225H118ZM153 224V223H152ZM171 224V225H170ZM173 224H174V226H173ZM178 224V225H177ZM198 224H199V226H201L200 224H203L202 225V227H199V229H197V227H198ZM209 224V225H208ZM218 224V225H217ZM237 224V223H236ZM255 224V225H254ZM260 224V225H259ZM12 227V228H10V226ZM92 225H93V227H92ZM162 225H164V227L162 226ZM212 225H214V226H212ZM219 225H221V226H219ZM230 225V226H229ZM6 226V227H5ZM14 226V227H13ZM15 226H17L16 228H15ZM88 226V227H87ZM114 226H115V228H114ZM161 226L163 227V228H161ZM167 226H169L168 228H167ZM208 226H210V227H208ZM216 226V227H215ZM225 226V227H224ZM9 227V228H8ZM123 227V228H122ZM157 227V226H156ZM203 227H207V228H203ZM212 227V228H211ZM3 228H4V230H3ZM18 228V229H17ZM176 228V229H175ZM194 228H196V229H194ZM209 228H210V230H209ZM214 228V230H212L211 231V229H213ZM6 229V230H5ZM159 229V230H158ZM9 230V231H8ZM11 230V231H10ZM13 230V231H12ZM27 230H29V228L27 229ZM120 230V231H121ZM143 237L144 238H147V237H152V235L151 234H147V232L149 231H151L150 229L148 230V227L147 226H145V227H143ZM145 230V231H144ZM157 230H158V232H157ZM202 230H204V231H202ZM208 230V231H207ZM3 231V232H2ZM172 231V232H171ZM200 231V232H199ZM11 232V233H10ZM148 232V233H149ZM160 232V233H159ZM175 232V233H174ZM216 232V233H215ZM2 233V234H1ZM172 233H174V235H171ZM193 233H195V231L193 232ZM201 233V234H200ZM209 233V234H208ZM213 233V234H212ZM234 233V234H233ZM10 235L9 237H8V235ZM231 235H234V238H237L239 235H240V231H239V228H234V230L230 233ZM261 234V235H260ZM5 235V236H4ZM18 235V236H17ZM146 237H145V236ZM203 235V236H202ZM218 235V236H217ZM260 235V236H259ZM17 236V237H16ZM173 236V237H172ZM190 236V237H189ZM196 236V235H195ZM209 238H208V237ZM236 236V237H235ZM258 236V237H257ZM102 237H104V236H102ZM101 237V238H102ZM175 237H176V240H175ZM7 238H8V240H7ZM126 239V241H125V239ZM127 238H128V241H127ZM136 238V239H135ZM208 238V239H207ZM260 238V239H259ZM10 239V240H9ZM102 239H104V238H102ZM136 241H135V240ZM168 239V240H167ZM179 239V240H178ZM258 239V241H256ZM4 240V241H3ZM133 240L135 241V242H133ZM171 240V241H170ZM177 240H178V242H177ZM179 241H181L182 243H180ZM210 241V242H209ZM251 241H252V243H251ZM4 242V243H3ZM6 242H8V244L6 243ZM261 242V243H260ZM5 243L7 244V245H5ZM173 243V244H172ZM178 243L180 244V245H178ZM205 243V244H204ZM251 243V244H250ZM255 245H254V244ZM261 245H260V244ZM4 244V247L2 246ZM141 244V245H140ZM175 244V245H174ZM132 245V246H131ZM176 245H178V247H177V249H174V248H176ZM250 245V246H249ZM262 245H263V247H262ZM5 246H7L6 248H5ZM125 246H126V248H125ZM134 246V247H133ZM186 246V247H185ZM120 248V247H119ZM130 248V249H129ZM134 248V249H133ZM186 248V249H185ZM256 248V249H255ZM258 248V249H257ZM197 249H198V251H197ZM200 249V250H199ZM132 250V251H131ZM180 250L182 251V254L181 253H178V252H180ZM186 250V251H185ZM256 250V251H255ZM137 251V252H136ZM160 251V252H159ZM194 251V252H193ZM133 252V253H132ZM198 252V253H197ZM160 253H161V255H160ZM133 254V255H132ZM136 254V255H135ZM158 254V255H157ZM163 254H165L166 255V257H165V255H163ZM181 254V255H180ZM199 254V255H200ZM259 254H261V253H259ZM57 255V261H56V264H70V262L69 261H67V259L65 260V258H63L62 256H61V253H60V250L58 251V254H56ZM159 255H160V257H159ZM177 255V256H176ZM190 255V259H189V256ZM213 255L214 256H211V259L212 260H215V259H218L219 258V254H217V253H215V252H213ZM216 255V256H215ZM258 255V254H257ZM157 256V257H156ZM174 256V257H173ZM99 259H98V261L100 260V257H98ZM158 258V259H157ZM159 260V261H158ZM164 262H163V261ZM171 260H172V262H171ZM194 260V261H193ZM232 260V259H231ZM59 261V262H58ZM142 260L140 259V258H137L136 260H135V264H153V263H151V262H147V261H144L143 260V262H141ZM232 261H234V262H230L229 264H240L242 261H240V262H238L239 260L237 259V260H232ZM262 261H264V260H262ZM58 262V263H57ZM62 262V263H61ZM69 262V263H68ZM141 262V263H140ZM158 262H161V263H158ZM174 262V263H173ZM237 262V263H236ZM218 263V262H217ZM216 263V264H217ZM189 264V263H188ZM241 264H243V262L241 263Z\"/></svg>","mask_w":264,"mask_h":264}]
</instances>
